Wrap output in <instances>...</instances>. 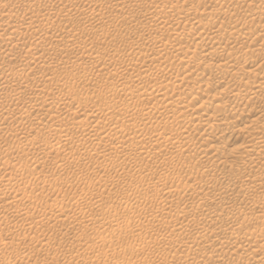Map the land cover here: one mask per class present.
<instances>
[{
  "label": "rangeland",
  "instance_id": "rangeland-1",
  "mask_svg": "<svg viewBox=\"0 0 264 264\" xmlns=\"http://www.w3.org/2000/svg\"><path fill=\"white\" fill-rule=\"evenodd\" d=\"M2 1V2H1ZM0 1V6L2 7H0L1 9H3L4 11H6V10H8V8L9 7H13V2L15 1V0H1ZM4 1V2H3ZM93 1H97L98 3H100V5L98 4V3H96V2H93L94 3V6H95V8L93 7V6H90V7H88V2L86 1V3H84L85 1H82V2H80L79 4H78V6H76V8L73 10V12H71L72 13V16H71V18H72V20H71V22H74V24L73 23H67V20H66V16H64L63 15V17L61 16V14H59V12L57 11V7H55V6H52V8H50L49 9V11H47V10H41L40 8H38V10H39V12H38V14H41V15H38V17H40V18H43V16L45 15V18H51V20L53 19H55V21H53L54 23H56L55 25H56V27H55V31L54 30H52V32H55V33H57V37L55 38V40L56 39H60V41H58V40H56V42H55V40H51L50 41V43L48 42V44H46L45 45V47H44V51H45V48H47V50H48V48H49V50L47 51H45L44 52V55H46L45 56V58L47 59L48 58V62L51 60H55V58H57V59H61L60 61H62V59L64 60V61H62V64L60 65L59 64V66H57V67H53V68H50V70H48V73H50V74H52V75H55V73H54V71L56 72V75H58V76H60L61 77V81H63V82H60V84L61 85H58V87H55V88H53L55 91H57L56 93H58V92H61V90H62V92L64 91V92H66V91H69V90H73L74 89V91H76V90H79V89H81L82 90V88L84 87V89H89L90 91H92L93 92V98L95 97L97 100L98 99H103L102 101H104V100H107V101H109V100H112V98L114 99V100H119V99H124V97L119 93V91H117V90H111V92L109 91V92H104V90L102 89V87H104V85L106 84H110V83H108V82H112V81H114V82H116L117 81V83H119L118 82V80L117 79H113V77H108L107 75H106V77H107V79H106V77L104 76L103 77V75L100 73V72H97V71H94L93 72V74H91L90 72V74L92 75H90L87 71H83L84 69L85 70H87V68L91 65V63L92 64H94V63H107V62H109L110 64H111V66H110V73H114V69H118L119 67L121 68V66L122 67H125L126 65L128 66V67H133L134 65H136V66H140L141 64H143V63H153V64H155V63H157V62H159V60L160 61H165V62H168V63H170V61L171 62H173L174 63V61L175 62H177V61H179V60H181L180 59V57L182 58V60L183 61H179L177 64H179V65H177V71L174 69L173 71H175V72H173V75L172 76H175L176 77V75H177V77H176V79L175 80H173V86H169V89L170 88H173L174 90H175V88H176V90L175 91H177V89L180 87V89H179V91H181L180 93H179V95H181V96H179V97H181V101H185V103L186 102H189V103H191V106H192V108H194V111L192 112V113H194V115L192 114L191 116L190 115H188V117H187V119L185 118L183 121L181 120L180 122H179V125H178V127H177V125L176 124H174V129L176 128H179V130H182V131H187V132H190V133H192V137H193V135H194V137L192 138L191 137V139L189 140L190 142H188V144L190 145V143L192 144V145H188V144H186L184 147H182V148H184L185 149V147H186V150H184V149H182L181 151H179L178 153H177V150L175 149V147H174V145H176L177 143H178V141H177V139L176 138H178V137H174V135H173V137L172 136H167L168 137V139H166L165 137L164 138H161L160 139V141L163 143V146L161 147V150L162 151H159L160 150V148H153V147H151V144H150V142H148L149 144H147V142H146V145H145V147H143L144 146V144L145 143H142V145H138L137 147L140 149H137V147L134 149V150H132L131 152H130V155H129V157L128 156H121L120 158L118 157V158H116L117 156H113V154H112V157H108V156H106V157H108L109 158V160H108V162L109 163H107V167L105 168V170L106 171H100L99 173H97V172H94V168H93V166L95 165L94 164V162L96 161V160H99L98 159V157H100V160H101V157H102V159H104V157L101 155H96L95 153L93 154V151H96V147L95 148H93V149H89V148H91V147H88V148H82V147H80V146H76L75 147V144L73 145V147L76 149H74L73 147H72V145L70 144V145H68L69 147H59V148H61L60 150H59V148L57 147V146H59V145H56V144H53V146L52 145H50V144H48V145H46L45 144V140L46 141H54V139L52 138V135L50 136L49 135V132L50 133H52L53 132V130H50L49 131V129L45 126V124L44 125H42V124H38V127L36 126V125H29L28 124V122L27 121H31L32 122V119H33V116L31 115V117L32 118H26V116H25V113H24V111H23V109H25V106L22 104V103H20V104H18V105H13L12 103H11V106L9 105V107H8V110H10L9 111V113H10V115L9 114H7V112H8V110H7V108H6V111L7 112H5L6 114H4L3 113V116H1L2 114H1V112H0V157H13L14 155H15V158L17 157L18 158V162H20L21 160V166H20V164H19V166L17 167L16 165H11L12 167H14V168H11V169H13L14 171H15V173H16V175L20 178V177H25V179H27L28 180V183H30V184H28L27 183V188L25 187L24 188V190H26L27 189V191H25V192H23V194L25 195H28V196H30V194H31V196H34V194L36 193H39V191H40V193L42 192L44 195H47L48 193H49V187H44V185L42 184V183H40V184H38L37 185V181H34V182H32L34 179H33V176L31 177L30 175H32L33 173H35V172H33V171H36V170H39L40 169V167L42 166V168H45L44 170H46V176L47 177H45V178H48V179H50V178H53V179H56V182H54V188H56V189H58L59 188V190L62 192V194L63 195H65V197H64V200H60L58 203H60V204H58L56 207H57V209H59V208H61V209H67V210H73L74 208H75V204H76V198L77 197H79L78 195H79V193L81 192V188L83 189V187H85V186H87V185H89L90 186V189H93L94 191H96L97 193H99V195L101 194H103L102 196H101V198H103V199H101L98 203H96V205L94 204V206L93 205H91L90 207V209L87 211L88 213L90 212V214H92V213H97V209H98V213H101V212H103L102 213V215L104 214L105 216H106V219L104 218V215L103 216H101V217H103L107 222H108V224H109V227H108V224L106 223V221L104 220V221H102V219L103 218H100L99 217V219H101L100 221L104 224H102L100 221H98V222H100V223H98V225L99 226H96V228H95V230H90V229H88V231L86 232V236H88L87 238H86V241L84 240L85 239V237H82V238H84V239H76V234H78L79 232L81 233V231H82V227H79V225L77 224V220H79L78 218H80V216L82 215L81 213H78V214H81V215H78L77 217H75L74 219H70V220H68V221H65L63 224H61V225H58V226H56L57 228H54L53 230H52V232H47L45 235L46 236H44V238L45 239H49V241H50V243L51 244H54V246L52 247V251L50 252V251H47L46 252V254L44 253V254H42L43 252H34V254L33 253H31V254H29L30 252L26 249V247H25V245H30V243L31 244H33L36 248H39V246H38V244H35L36 243V241H32V242H30L29 243V241H31V240H29V239H25V238H23L24 237V235L25 236H27L28 235V237H31V235H34V234H28L29 232H28V229L27 228H23L22 229V227L21 226H12V225H5V226H3L2 224H0V251H3L4 250V248L8 251V253L9 254H7V259L5 260V261H1L2 263H0V264H43L42 263V259H43V261H45L44 262V264H47V261H48V264H53L54 263V261L56 262L55 264H92V261H93V264H104L103 262H105L106 264H110V262H112V264H114L115 262L117 263V262H119L120 260H125V258H127L128 257V259H129V257H130V259L128 260V261H120L118 264H126V262L128 263V264H130V262H135V261H137V262H135L134 264H138V263H142V264H192L194 261H196V259H195V255L193 254L192 256L193 257H190L189 256V258H188V260H183V262H182V260H179L178 258H177V255H175L174 254V252H169V253H166V254H161L160 253V249H159V252L157 251L158 250V248H156L157 246H161L162 245V247H164V246H168L169 244V246H174L175 244H178V242L179 241H184L185 242V240H187V241H190V239L192 240V238H193V236L195 235L194 233H191V232H193V231H191L190 230V228L189 227H185V229H183L184 228V225H186V223L188 224H190V222H191V220H189V219H192L194 216H197L198 218H200V217H202L203 218V216L201 215V214H199L201 211H200V205H202V208L204 207V205H205V207L204 208H206V207H209L210 205V207L209 208H211V209H217V210H219L218 212H219V214L221 215V218L222 219H219L220 220V222H219V220L216 222V224H212V225H209V227H207V232H206V235H207V233L209 234V231L210 230H212L211 231V233H217V232H219V233H222V231H224V229L226 228V222H229V221H231L232 219L234 220H238L239 219V221H244L245 220V222H247L248 220L246 219L248 216H251L252 215V213L253 214H258V213H260L261 211H262V213H264V210H263V208L264 207H262V206H264V201H262L261 199L263 198V200H264V185H262L264 182V176H262V175H264V167H263V165H264V159H262V160H260V161H254V160H256V159H253V158H255V157H257L256 155H262V153H263V155H264V150H262V149H264V142L262 143L263 144V147L262 146H260L259 147V151H260V148H261V151H263V152H259V151H257V149L255 148L254 150H252L249 154H247V157L248 158H251L252 160H253V163L251 164V162H247V161H241V159L239 158V156L240 155H238V154H236V155H234V153H236L237 151H238V145L241 143V142H244V140L246 141V140H248V136H254V127L256 126L257 128V130L258 129H261L260 128V125H262V127H264L263 125H264V119L262 120V118L261 117H259L258 115H257V111L259 110V112L258 113H260L261 114V112H262V110H263V107H264V100H261V99H259L258 97H256L257 95H254L253 93H251L250 95L248 94V97L246 98V94L247 93H249L248 91H246V90H249L250 89V92H252V91H254L256 88H254V85H256V83L258 84V82H259V84H261V83H263L264 82V71H263V69H264V59L263 60H261V61H259L258 63H257V65H256V67L259 65L260 66V68H258V69H256V73H254V74H246L245 72H244V70L243 71H241L242 73H238V74H234L233 73V71H231V66H228V67H226V68H224L223 66H221V65H223V64H221V62L222 63H224L225 61L224 60H219V59H217V58H211V59H209V57H205V55L203 54V52L201 51V50H198V51H196V50H194L195 48H193V47H195V42L193 41L192 42V39L190 40V39H188V38H181L180 39V35L178 34L182 29H183V31H185V30H187L188 28L189 29H193V28H195V26H197V24H199L198 23V19L199 20H201V21H199L201 24H205V25H209L210 23V25H212L213 26V28H214V30H213V28H210V30L208 31V33L210 32V31H215V28L217 29L216 31L218 32H214L216 35L217 34H219L218 36L220 37L221 36V34H222V40H223V42L225 43L226 42V39H227V44L229 43V45L232 43H235V41H236V39H237V37H238V31H240V30H238V29H241V32H242V30H244V28H242L241 26H243V25H247V26H245V27H247L248 28V26H252V25H254V24H256V22H257V24H259V21H261V20H263L264 21V16H262V18L260 19V17H261V11L262 12H264V10H261V9H264L263 7H264V0H253V2H248L250 5H248V6H246L248 3L247 2H245V1H242V0H240V5L239 4H237V1L238 0H234L235 2H233L232 0H228V1H226V0H222V5H220L221 4V2L219 3V2H217V3H215V2H213V3H211L212 1H210L209 2V0H171V2H172V4H174V5H176L177 4V6L179 5L178 3H181L180 5H181V7L183 6V4H186L185 5V8L184 9H187V7H188V9H192V7H193V9H192V11H194L195 9H197V11H196V17H198V18H196V21H194L195 19L193 18V19H188L189 21H187L186 19L184 20V18L183 17H181L180 16V14H181V12L179 13V12H177V10L173 7V6H171V4L170 3H166L165 1H164V4H163V1H162V3H161V1H158L157 2V5L159 6H161L162 8L163 7H165V5H166V7L165 8H163L164 10H165V12L167 11V13H165L164 11H163V9L161 8V9H159V7L157 6V7H153V6H149V4H147V3H145L147 0H93ZM109 1V2H108ZM144 1V2H143ZM149 1V0H148ZM147 1V2H148ZM187 3H186V2ZM205 1V2H204ZM232 1V2H231ZM255 1V2H254ZM260 1H262L263 3H261ZM121 2V3H120ZM125 2V3H124ZM176 2H178V3H176ZM183 2V3H182ZM210 3V5L208 4V6H207V3ZM223 2L224 3H226L225 5L223 4ZM227 2H229V3H227ZM231 2V3H230ZM239 2V1H238ZM241 2H244L246 5H244V3L243 4H241ZM110 3V4H109ZM114 3V4H113ZM140 3V4H139ZM161 3V4H160ZM166 3V4H165ZM201 3V4H200ZM3 4V5H2ZM97 4H98V6H97ZM117 4V5H116ZM129 4H131V5H129ZM142 4V5H141ZM203 4V5H202ZM213 4V5H212ZM227 4H228V6H227ZM232 4H234V6L232 5ZM258 5V9H257V5ZM263 4V5H262ZM80 5V6H79ZM102 5V6H101ZM124 5V6H123ZM129 5V6H128ZM141 5V6H140ZM188 5V6H187ZM215 5V6H214ZM237 5V6H236ZM18 7H19V5H17ZM21 6V5H20ZM115 6V7H114ZM120 6V7H119ZM176 6V7H177ZM187 6V7H186ZM190 6H191V8H190ZM200 6V8H198ZM204 6V7H203ZM207 8H206V7ZM223 6V7H222ZM225 6H226V8H225ZM4 7H6V8H4ZM21 7H23V9L21 8ZM21 7H19L20 8V10L19 9H16L15 8V10H19V11H17L16 13H13V15L15 14L16 15V17H15V15L12 17V19H20V18H22V15H23V10H24V6H21ZM55 7V8H54ZM79 7V8H78ZM102 7V8H101ZM150 7H152V8H150ZM172 7V8H171ZM180 7V6H179ZM194 7H195V9H194ZM202 7V8H201ZM218 7H219V9H220V7L222 8L221 10L223 11H221V10H219L218 9ZM228 7L230 8V11L233 13L234 11H237L236 13L234 12V14L235 15H233L230 11H228L227 9H228ZM233 8V10L234 9H236V8H238L239 7V9H237V10H234V11H232L231 9ZM235 7V8H234ZM54 8V9H53ZM78 8V9H77ZM100 8V9H99ZM118 8V9H117ZM175 10H174V9ZM209 8V9H208ZM245 8H246V10L247 9H249V8H251V9H249V10H247L246 12H244V10H245ZM90 9V10H89ZM94 9V10H93ZM125 9V10H124ZM131 9V10H130ZM154 11H153V10ZM156 9V10H155ZM158 9V10H157ZM170 11H169V10ZM172 9H173V11H172ZM200 9H201V11H200ZM204 9H205V11H204ZM210 9H212V10H210ZM22 10V11H21ZM79 10V11H78ZM85 10H87L88 12H86ZM93 10V12L95 11V12H99V11H101V12H106V13H108L107 15L109 16V17H107V22L105 21V19L106 18H104L102 21L100 20V19H98L99 20V23H98V20L96 19H94V18H92V16H91V18H90V20L88 19V21L87 20H85V19H87V18H84L85 17V15L84 14H86V13H89L90 11H92ZM110 12H108V11ZM133 10V11H132ZM159 10H160V12H159ZM202 10H203V13H202ZM220 11L219 13H218V11ZM239 10L241 11L240 13H239ZM243 10V11H242ZM256 10V11H255ZM44 11V12H43ZM47 11V12H46ZM57 11V12H56ZM123 11V12H122ZM149 11V12H148ZM153 11V12H152ZM158 11V12H157ZM161 11H162V13H161ZM198 11H200V12H198ZM210 13V15H212V16H214L215 15V13L213 12V11H215L216 12V15H218V14H220V15H222V16H220L219 17V19L218 20H214L213 18L211 19L210 17V15H209V13ZM224 11H226L225 13H226V15L225 14H221V12L222 13H224ZM229 12V14H228V12ZM251 11H252V13H254V14H252L251 13ZM254 11V12H253ZM260 11V12H259ZM18 12H20V13H18ZM56 12V13H55ZM74 12H76V13H74ZM94 12V13H95ZM150 12L152 13L151 15H156L157 13V15L159 16H165L164 14H169L168 16H165L164 18L163 17H158V19H156L155 20V17H154V15H153V17L150 15ZM157 12V13H156ZM173 12H174V14L176 15H174L173 14ZM176 12H177V14H176ZM245 13L244 15H243V13ZM42 13H44V15L42 14ZM52 13V14H51ZM78 13V14H77ZM84 13V14H83ZM100 13V12H99ZM119 13V14H118ZM123 13V14H122ZM128 13V14H127ZM164 13V14H163ZM172 13V14H171ZM179 13V14H178ZM200 13L202 14V15H200ZM205 13V14H204ZM206 13H208L207 15H208V17H206L205 18V16H206ZM239 13V14H238ZM246 13H249L248 14V17H246L245 15H246ZM257 13H259V15L257 14ZM81 14V15H80ZM110 14V15H109ZM113 14V15H112ZM132 14H134V15H132ZM144 14H146V15H144ZM231 14H232V17H231ZM236 14H238L237 16H236ZM252 14V15H251ZM256 14L258 15L257 17H256V21L254 20V16H256ZM128 15V16H127ZM130 15V16H129ZM149 15L151 16V17H149ZM172 15H174V17L172 16ZM198 15V16H197ZM215 15V16H216ZM225 17H224V16ZM242 15V16H241ZM264 15V14H263ZM57 16H58V18H57ZM204 18H203V17ZM239 16V17H238ZM250 16V17H249ZM260 16V17H259ZM127 17V18H126ZM146 19H145V18ZM223 17V18H222ZM61 18H63V19H61ZM83 18V19H82ZM115 18H117V19H115ZM121 18V19H120ZM126 18V19H125ZM153 19V20H151V19ZM168 18V19H167ZM176 18V19H175ZM208 18V19H207ZM236 18V19H235ZM240 18V19H239ZM242 18V19H241ZM244 18V19H243ZM60 19V20H59ZM76 19V20H75ZM112 19H113V21H112ZM122 19H124L123 21H122ZM130 19V20H129ZM160 19V20H159ZM169 20V21H167V20ZM170 19H172L171 21L172 22H176V21H178V19H179V21H180V23H182L181 25H180V23H179V21L177 22V25L175 24V26L174 25H171V21H170ZM181 19V20H180ZM223 19H224V21H223ZM230 19V20H229ZM253 20V21H251V20ZM260 19V20H259ZM64 20V21H63ZM75 20V21H74ZM81 20V21H80ZM85 20V21H84ZM161 20H164L165 21V23H164V21H162L161 22ZM206 20H208V21H206ZM213 20V21H212ZM221 20V21H220ZM226 20V21H225ZM232 20V21H231ZM235 20L237 21V22H235ZM239 20V21H238ZM252 22H250V21ZM93 21H96V22H93ZM110 21V22H109ZM127 21V22H126ZM153 21L155 22V24L153 25L152 23H153ZM182 21V22H181ZM185 21H187V22H185ZM193 21V22H192ZM223 21V22H222ZM231 21V22H233V23H229V22ZM2 22H7V21H2ZM84 22V23H83ZM146 22V23H145ZM157 22H158V24H157ZM164 25V27L162 26V28H160V32L158 31V27H160V24L161 23ZM187 23L186 25H184L185 23ZM191 22H192V24H191ZM196 22H197V24H196ZM209 22V23H208ZM212 22H214V23H212ZM227 22V23H226ZM254 22V23H253ZM93 23V24H92ZM98 23V24H97ZM150 23L152 24L150 27H152V28H150L149 27V25H150ZM167 23H169V25H170V27L171 28H168L169 27V25L167 24ZM190 23V24H189ZM193 23H195V24H193ZM225 23V24H224ZM240 23V24H239ZM69 24V25H68ZM73 24V25H72ZM77 24V25H76ZM100 24H102V25H100ZM136 24V25H135ZM166 24H167V26H166ZM231 24H232V26L234 27V28H232V29H236V28H238L237 30L238 31H234V32H236V33H233L232 31V29H229V27L231 28L232 26H231ZM249 24H251V25H249ZM82 25V26H81ZM94 25V26H93ZM98 25V26H97ZM109 25V26H108ZM144 25V26H143ZM157 25H159V26H157ZM188 25V26H187ZM195 25V26H194ZM223 25V26H222ZM230 25V26H229ZM93 26V27H92ZM99 26H102V27H99ZM106 26V27H105ZM112 26V27H111ZM134 26V27H133ZM156 26L157 28H155L154 29V27ZM190 26V27H189ZM221 26V27H220ZM229 26V27H228ZM236 26V27H235ZM62 27V28H61ZM83 27V28H82ZM165 27H167V28H165ZM177 27V28H176ZM178 27H180V28H178ZM182 27H184V28H182ZM227 27V28H226ZM240 27V28H239ZM244 27V26H243ZM73 28V29H72ZM77 28H79V29H77ZM88 28V29H87ZM102 30H101V29ZM108 28V29H107ZM141 28H143V29H141ZM146 28V29H145ZM148 28H149V30L151 29V30H153V32H149V30H148ZM165 28V29H164ZM187 28V29H186ZM224 30H223V29ZM66 29V30H65ZM157 29V30H156ZM167 29H169V31H171V32H169ZM177 29H179V30H177ZM185 29V30H184ZM188 29V30H189ZM58 30H60V31H58ZM64 30V31H63ZM73 30V31H72ZM79 30V31H78ZM83 30V31H82ZM104 30V31H103ZM144 30V31H143ZM154 30H155V32H154ZM166 30H167V32H166ZM230 30V32H228V31ZM232 30V31H231ZM99 31L101 32V33H99ZM106 31H107V33H106ZM109 31V32H108ZM139 31H140V33H139ZM164 33H163V32ZM206 31H207V28H206ZM67 32V33H66ZM142 32V33H141ZM156 32L158 33V34H156ZM172 32H174V33H172ZM178 32V33H177ZM182 32V31H181ZM224 32H226V33H224ZM104 33H105V35H104ZM146 33V34H145ZM161 33H163L162 34V36L163 37H160L159 35H161ZM207 33V35L208 36H210V34H208ZM229 33V34H228ZM79 34V35H78ZM91 36H90V35ZM108 34V35H107ZM111 34V35H110ZM140 34H142L141 36H140ZM166 36H165V35ZM181 34V33H180ZM224 34H226V35H224ZM230 34H231V36H230ZM235 34V37L233 36ZM70 35V36H69ZM78 35V36H77ZM83 35V36H82ZM101 35V36H100ZM149 35V36H148ZM159 36L158 38H156V36ZM172 35V36H171ZM178 35V36H177ZM198 35V37H199V39H196V37L194 38V40L197 42V41H202L203 43L205 42H207L208 40H207V35L205 36V33H200V34H197ZM230 36V38H229V36ZM236 35H237V37H236ZM93 36V37H92ZM110 36V37H109ZM174 36V37H173ZM226 36V38H224ZM69 37V38H68ZM72 37V38H71ZM105 37V38H104ZM143 37V38H142ZM164 37H167V38H164ZM175 37H177V38H175ZM179 37V38H178ZM203 37V38H202ZM205 37V38H204ZM232 37V38H231ZM77 40H76V39ZM82 38V39H81ZM88 38V39H87ZM98 38V39H97ZM99 38H100V40H99ZM107 38V39H106ZM110 38V39H109ZM149 38V40H147V39ZM152 38H153V40H152ZM154 38H156V39H154ZM201 38V39H200ZM140 39V40H139ZM143 39V40H142ZM157 39H159V41L157 40ZM162 39V40H161ZM166 41H164V40ZM170 39V40H169ZM173 39V40H172ZM177 39H178V41H177ZM185 39H187V40H185ZM206 39V40H205ZM225 39V40H224ZM65 40V41H64ZM80 40V41H79ZM88 40V41H87ZM95 40V41H94ZM153 42H152V41ZM157 40V41H156ZM176 40V41H175ZM182 40H184V41H182ZM230 40H232V41H230ZM26 41L28 42V40L26 39ZM71 41V42H70ZM84 41V42H83ZM147 41H150V42H148V44H149V46H148V44H147ZM155 41H156V43H155ZM169 41H171V42H169ZM181 41V42H180ZM59 42H60V45H59ZM73 42H74V44H73ZM76 42H77V44L79 45V47L76 45ZM91 42V43H90ZM99 42V43H98ZM132 42V43H131ZM135 42V43H134ZM164 44H166V45H164ZM172 42H179V44H181L182 42V44H181V47H182V49L183 50H185V51H189V52H187V55L185 56V54L186 53H183V52H181L182 50H180V51H178V50H175L174 49V51H173V49L171 48V43ZM186 42V43H185ZM80 43V44H79ZM86 43H88V44H86ZM142 44V45H140V44ZM152 43V44H151ZM154 43H155V45H154ZM162 45L164 48H166V49H164V50H162L163 49V47L161 48V47H159V46H157V45ZM188 43V44H187ZM250 43V42H249ZM258 43H260L259 41L257 42V46L259 45L260 46V44H258ZM62 44H65V45H62ZM68 44V45H67ZM71 44V45H70ZM86 44V45H85ZM130 46L131 44V48L128 46V45ZM135 44V45H134ZM137 44H139V46L137 45ZM157 44V45H156ZM192 44V45H191ZM231 44V45H232ZM49 45H51V46H54L55 48L53 49L52 48V50L50 49L51 47L49 46ZM59 45V46H58ZM76 45V46H75ZM113 47H112V46ZM147 45V46H146ZM151 45V46H150ZM168 45V46H167ZM170 45V46H169ZM184 45H187V47H190V49L189 48H186ZM190 45V46H189ZM222 45H224V44H222ZM49 46V47H48ZM57 46V47H56ZM62 46H63V49H70L71 48V46H72V48H73V46H74V48L73 49H76L77 48V50L76 51H78V52H76V53H74L73 54V56L75 55V57L76 58H78V57H80L81 55H80V53H82V52H80V51H84V50H88V49H93L94 50V52L91 54V57L89 56H81L80 58H78V59H76L75 57H70V58H68V56H66V54H65V52H63V51H61L62 50ZM67 46V47H66ZM70 46V47H69ZM116 46V47H115ZM137 46V47H139V48H135V47ZM140 46H142V48L140 47ZM152 46H154L153 48H152ZM156 46V47H155ZM166 46V47H165ZM193 46V47H192ZM18 48H14V50L15 51H17V53H23L24 52V50L26 49V47L24 46V45H22V44H20V45H18L17 46ZM65 47V48H64ZM119 47V48H118ZM129 47V48H128ZM152 49H151V48ZM160 48L159 50H158V48ZM169 49H168V48ZM192 47V48H191ZM58 50H57V49ZM61 48V49H60ZM85 48V49H84ZM133 48V49H132ZM135 48V49H134ZM185 48V49H184ZM251 48H253L252 46H251ZM81 49V50H80ZM100 49V50H99ZM112 49V50H111ZM124 49V50H123ZM140 49V50H139ZM144 49V50H143ZM147 49V50H146ZM154 49V50H153ZM155 49H157V50H155ZM172 49V50H171ZM23 50V51H22ZM56 50V51H55ZM110 50V51H109ZM115 50H116V52H115ZM162 50V51H161ZM171 50V51H170ZM246 50V49H245ZM245 50H243L242 51V49L240 50L239 49V53L240 54H238V58H236V61H235V63L234 64H236L238 61L240 62V60H241V62H242V60H244L245 58H249V57H251V53H250V51H248V49L245 51ZM118 51V52H117ZM168 51V52H167ZM184 51V52H185ZM196 51V52H195ZM200 51V52H199ZM241 51H242V53H241ZM245 51V52H244ZM48 52V53H47ZM80 52V53H79ZM99 52V53H98ZM125 52V53H124ZM141 54H140V53ZM158 52V53H157ZM178 52V53H177ZM21 53V54H22ZM40 53H42V51L40 52ZM51 54V55H48V54ZM118 53V54H117ZM123 53V54H122ZM136 53V54H135ZM146 53V54H145ZM156 53V54H155ZM162 53V54H161ZM172 53V54H171ZM176 53V54H175ZM182 53V54H181ZM250 53V55H247V54H249ZM56 54V55H55ZM96 54V55H95ZM99 54V55H98ZM113 54V55H112ZM115 54V55H114ZM120 54V55H119ZM122 54V55H121ZM149 54V55H148ZM165 54V55H164ZM179 55V59L176 57V56H178ZM246 54V55H245ZM61 55V56H60ZM106 55V56H105ZM110 55V56H109ZM143 55V56H142ZM153 55V56H152ZM160 56V58L159 59H157V60H155L154 58H156L157 56ZM168 55V56H167ZM181 55V56H180ZM184 55V56H183ZM243 55V56H242ZM246 57H245V56ZM72 56V55H71ZM93 56H95V57H93ZM109 56V57H108ZM190 56V57H189ZM240 56H241V58H240ZM51 59H50V58ZM53 57V58H52ZM55 57V58H54ZM84 57V58H83ZM167 59H166V58ZM169 57H171L170 59H169ZM199 57V58H198ZM205 58V59H201V58ZM83 60H82V59ZM98 58V59H97ZM108 58V59H107ZM110 58V59H109ZM144 58V59H143ZM191 59L190 61H186V59L187 60H189V59ZM197 58V59H196ZM96 59V60H95ZM100 59V60H99ZM113 59V60H112ZM155 61H154V60ZM175 59V60H174ZM177 59V60H176ZM250 59V58H249ZM73 60V61H72ZM78 60V61H77ZM87 60V61H86ZM129 60V61H128ZM142 60V61H141ZM173 60V61H172ZM195 60V61H194ZM206 60V61H205ZM258 60H259V58H258ZM1 61V60H0ZM68 61H69V63H68ZM80 61H82V62H80ZM89 61H90V63H89ZM114 61H116V63L114 62ZM132 63H131V62ZM154 61V62H153ZM184 61H186V62H184ZM199 61H203V62H205V63H203V62H201V70H194V71H192V73H190V74H192V75H186L185 73L186 72H184L185 70H182V72H181V69H183L182 68V63L184 64V66H186V64H191V62L193 63V64H195L196 62H199ZM263 61V62H262ZM76 62V63H75ZM78 62H80L79 64H78ZM189 62V63H188ZM262 62V63H261ZM81 63H82V67L84 68V64H85V67L86 68H82L81 67ZM115 63V64H114ZM128 63V64H127ZM200 63V62H199ZM203 63V64H202ZM1 64H2V62H1ZM71 64V65H70ZM88 66H87V65ZM138 64V65H137ZM205 64V65H204ZM208 64V65H207ZM211 64H213V65H211ZM220 66H218V65ZM221 64V65H220ZM241 64H243V62L242 63H240V65ZM3 65H6V68L9 66V67H13V68H16L15 66V64L14 63H12V62H5V63H3ZM15 65V66H14ZM67 65V66H66ZM69 65V66H68ZM78 65H79V68H78ZM216 65L219 67V68H221V69H223L224 68V70H222L223 72H225V69H226V71L227 72H225V73H222V72H220V76H218L219 75V73L217 74L216 72H218V70L216 69L217 67H216ZM263 65V66H262ZM62 66V67H61ZM75 66V67H74ZM183 66V67H184ZM203 66V67H202ZM245 66H246V68H249V65H244V69H245ZM10 68V69H13V68ZM65 67V68H64ZM210 67H212V68H210ZM230 67V68H229ZM63 68V69H62ZM73 68V69H72ZM77 68V69H76ZM114 68V69H113ZM176 68V67H175ZM218 68V69H219ZM53 69V70H52ZM83 69V70H82ZM134 69H135V66H134ZM227 69H229V72H228V70ZM70 70L72 71V72H70ZM75 70V71H74ZM179 70V71H178ZM259 70V71H258ZM65 71V72H64ZM79 73H78V72ZM195 71H197V72H195ZM202 71V72H201ZM86 73V75H85V73ZM130 72V73H129ZM129 72L127 73H125L126 75V77L124 78V79H122L121 81H123L124 80V84H126V85H128V81H129V79H130V81H129V84H130V82H132V80H135V78H137V77H141L140 79L146 84V85H150V84H152L153 82V79H154V77H155V74H157V73H154V75H153V73H141V74H137V71L136 70H129ZM180 72H181V74H180ZM195 72V73H194ZM244 72V73H243ZM26 73V74H25ZM24 73V77H26L25 75H27L28 73H27V71ZM60 73V74H59ZM65 73V74H64ZM84 73V74H83ZM174 73H175V75H174ZM211 73V74H210ZM222 73V74H221ZM49 74V75H50ZM74 76H76L77 75V79L79 80V79H81V80H77L75 77V79L73 80V75ZM133 74H135V75H133ZM152 74V75H151ZM179 74V75H178ZM216 74V75H215ZM243 74V75H242ZM246 75V77H244L245 75ZM257 74V75H256ZM69 75V76H68ZM71 75V76H70ZM83 75H85V76H83ZM134 77H133V76ZM185 75H186V77H185ZM250 75V76H249ZM256 75V76H255ZM258 75H261V76H258ZM48 76V75H47ZM64 76V77H63ZM79 76V77H78ZM153 76V77H152ZM189 76V77H188ZM215 76V77H214ZM28 77H30V76H28ZM46 77V76H45ZM69 77V78H68ZM102 77V78H101ZM128 77V78H127ZM151 77V78H150ZM180 77H181V80H179L180 79ZM184 77L186 78L185 79V81H184ZM43 78H44V76H43ZM41 79L40 81H38V83L41 85V86H39V84H38V88H41V87H44V84L46 83V82H43V80L44 79ZM85 78V79H84ZM93 78V79H92ZM127 78V79H126ZM190 78V79H189ZM195 78V79H194ZM211 80H210V79ZM213 78H215V79H213ZM250 79V80H247V79ZM65 79V80H64ZM84 79V80H83ZM90 79V80H89ZM92 79V80H91ZM99 79V80H98ZM194 79V80H193ZM220 79V80H219ZM222 79V80H221ZM256 79V80H255ZM259 79V80H258ZM261 79H262V81H261ZM152 80V81H151ZM179 80V81H178ZM189 80V81H188ZM217 80V81H216ZM219 80V81H218ZM238 80V81H237ZM240 80V81H239ZM241 80H243V81H241ZM253 80V81H252ZM45 81V80H44ZM69 81V82H68ZM75 81V82H74ZM81 81V82H80ZM84 81V82H83ZM87 83H86V82ZM150 83H149V82ZM177 81V82H176ZM185 82V83H181V82ZM194 81H199V83L201 84L202 83V85H200L198 82H197V86H195L194 85V87L192 88L193 90L192 91H189L188 92V90H187V85L190 87L191 86V84H193L194 83ZM201 81V82H200ZM205 81V82H204ZM213 83H212V82ZM215 81V82H214ZM221 81V82H220ZM247 81H249V82H247ZM261 81V82H260ZM67 82V83H66ZM71 82H73V83H71ZM77 82V83H76ZM175 82V83H174ZM193 82V83H192ZM219 82V83H218ZM13 83H15V82H13ZM12 83V84H13ZM65 83V84H64ZM86 83V84H85ZM93 83V84H92ZM113 83V82H112ZM111 83V84H112ZM180 83V84H179ZM206 85H205V84ZM209 83V84H208ZM84 84V85H83ZM102 84V85H101ZM174 84H176V86L174 85ZM182 84V85H181ZM185 84V85H184ZM199 84V85H198ZM204 84V85H203ZM221 84V85H220ZM237 84V85H236ZM258 84V85H259ZM14 86H12L10 89L11 90H9L10 92L12 91H14L15 92V90L14 89H16V90H24V89H28L29 87H25L24 85H15V84H13ZM62 85H64V86H62ZM181 85V86H180ZM20 86V87H19ZM24 86V87H23ZM100 86V87H99ZM183 86H185V87H183ZM202 86V87H201ZM215 86V87H214ZM218 86V87H217ZM238 86V87H237ZM15 87H17V88H15ZM71 87V88H70ZM80 87V88H79ZM95 87V88H94ZM182 87V88H181ZM201 87V88H200ZM207 87V88H206ZM210 87V88H209ZM226 89H225V88ZM233 87H234V90H233ZM243 87V88H242ZM254 88V90H253V88ZM246 88V89H245ZM57 89H59V90H57ZM101 89V90H100ZM168 89V90H169ZM181 89H183V90H181ZM198 89V90H197ZM224 91H223V90ZM243 89V90H242ZM252 89V90H251ZM6 90V89H5ZM7 90V91H8ZM29 90H31L30 88L28 89V91ZM96 90V91H95ZM164 90L165 92H166V96H168V94H172V91H174V90ZM185 90H187V91H185ZM228 92H227V91ZM8 91V92H9ZM114 91V92H113ZM116 91V92H115ZM8 92H2L3 94V96L0 94V96L1 97H3V99H1V97H0V102H2V100L4 101V99H5V97L7 98L6 100H8L9 99V95L11 96L12 94L10 93L9 95H8ZM95 92V93H94ZM163 92V91H162ZM164 92V93H165ZM192 92V93H191ZM216 92V93H215ZM219 92V93H218ZM226 92H227V94H226ZM240 92V93H239ZM247 92V93H246ZM6 93V94H5ZM102 93V94H101ZM106 93V94H105ZM168 93V94H167ZM190 95H189V94ZM220 93H222V94H220ZM225 93V94H224ZM233 93V94H232ZM238 93H239V95H238ZM243 93V94H242ZM244 93H246V94H244ZM95 94V95H94ZM108 94V95H107ZM113 94V95H112ZM184 94V95H183ZM193 94V95H192ZM236 94V95H235ZM254 96H253V95ZM6 95V96H5ZM169 95V96H170ZM173 95V94H172ZM187 95V96H186ZM224 95V96H223ZM231 95H234L233 96V98H232V96ZM240 95H242V97L240 98ZM245 95V96H244ZM114 96H115V98H114ZM162 95H159L158 97H156V98H159V97H161ZM183 96V97H182ZM194 96V97H193ZM196 96V97H195ZM237 96L240 98H237ZM244 96V97H243ZM251 96H253L251 99H250V97ZM39 97V96H38ZM36 98L35 99V101L33 100L32 102H35V103H38L39 101H40V99L39 98ZM98 97V98H97ZM104 97H105V99H104ZM121 97V98H120ZM173 97H176V96H173ZM215 97V98H214ZM223 97H224V99H223ZM225 97H227V98H225ZM255 97V98H254ZM92 98V100L91 101H84V100H80V105H78L79 103H75V104H72V108H74L75 109V107L76 106H79V108L81 107H89L90 105H93L94 104V102L95 101H93V100H96L95 98L93 99ZM193 98H195V99H193ZM234 98H235V100H234ZM243 98V99H242ZM246 98V99H245ZM258 98V99H257ZM39 99V100H38ZM135 99V97H132V100H134ZM180 99V98H179ZM185 99V100H184ZM233 99V100H232ZM253 99V100H252ZM38 100V101H37ZM96 100V101H97ZM129 100V99H128ZM128 100H125V101H128ZM193 100V101H192ZM205 100V101H204ZM231 100V101H230ZM239 100V101H238ZM255 100V101H254ZM261 100V101H260ZM198 101H200V102H198ZM235 101H236V103L237 104H235ZM41 102V101H40ZM40 102H39V104H40ZM201 102H203V104H204V106H202L203 104L201 103ZM87 103V104H86ZM92 103V104H91ZM182 103H184V102H182ZM200 103V104H199ZM227 103H229V104H227ZM242 103V104H241ZM263 103V104H262ZM195 104V105H194ZM216 104H218V105H216ZM221 106H220V105ZM234 104V105H233ZM246 104V105H245ZM262 104V106H261V108L259 107V105H261ZM12 105H13V107H12ZM224 105V106H223ZM230 105V106H229ZM245 105V106H244ZM194 106V107H193ZM232 106V107H231ZM11 107V108H10ZM17 107V108H16ZM20 107V108H19ZM197 107V108H196ZM231 107V108H230ZM15 108V109H14ZM22 108V109H21ZM54 108V107H53ZM51 109L50 111H51V113L55 110V108L54 109ZM77 108V107H76ZM19 109V110H18ZM161 109V112H160V110H159V112H157V113H155L156 115V119L155 118H153V119H151V120H145L144 122H146L145 123V125L146 126H148V127H151L150 129H147L148 131L147 132H151V130H153V127L152 126H150V124L151 125H153V126H156V124H154V122H155V120H158V122H163V120L165 119L164 118V116H166L167 114H170V112H166V111H164V109H162V108H160ZM200 109H201V111H200ZM228 109V110H227ZM231 109V110H230ZM12 110V111H11ZM203 110H205V112L203 111ZM220 110V111H219ZM21 111V112H20ZM217 111V112H216ZM235 111V113H232V112H234ZM256 111V112H255ZM261 111V112H260ZM13 112V113H12ZM19 112V113H18ZM164 114H163V113ZM196 112V113H195ZM198 112V113H197ZM204 112V113H203ZM22 113V114H21ZM158 113H159V116H162L161 118L158 116ZM161 113V114H160ZM165 113H166V115H165ZM223 113V114H222ZM228 113V114H227ZM239 113H240V115H239ZM14 114V115H13ZM24 114V115H23ZM199 114V117L201 118V120L199 121L200 122V125L198 126V125H194L195 124V122H196V124H198V119L197 118H199V117H197V115ZM203 114V115H202ZM227 114V115H226ZM5 115H7V117L5 116ZM16 115V116H15ZM24 117H23V116ZM195 115H196V117H195ZM202 115V116H201ZM208 115H210L211 116V118H208V117H210V116H208ZM218 115V116H217ZM5 116V119L3 118ZM10 118H9V117ZM12 116V117H11ZM158 116V117H157ZM189 116H190V118H189ZM194 116V117H193ZM243 116V117H242ZM256 116V117H255ZM14 117V118H13ZM119 117V118H118ZM116 116V118L117 119H115V123L117 122V123H119L118 125H120V124H125L126 123V121H125V119H121L120 118V116ZM259 117V118H258ZM7 118H8V120H7ZM162 118H164V119H162ZM4 119V120H3ZM11 119H13V120H11ZM18 119V120H17ZM30 119V120H29ZM161 119V120H160ZM202 119H204L203 120V122H205V123H203V122H201L202 121ZM223 119V120H222ZM122 120H124L125 122H123ZM154 122H153V121ZM191 120V121H190ZM218 120V121H217ZM257 120V121H256ZM4 121V122H3ZM14 121V122H13ZM16 121V122H15ZM147 121H148V124H147ZM186 121V122H185ZM190 121V122H189ZM212 121V122H211ZM223 121V122H222ZM226 121V122H225ZM230 121V122H229ZM252 121H254V122H252ZM263 123H262V122ZM1 122H2V124H1ZM25 122V123H24ZM123 122V123H122ZM157 122V121H156ZM155 122V123H156ZM211 122V123H210ZM213 122H214V124H213ZM222 122V123H221ZM232 122V123H231ZM45 123V122H44ZM182 123V124H181ZM185 123V124H184ZM210 123V124H209ZM227 125V124H229V125H225V124ZM255 123V124H254ZM15 124V125H14ZM188 124V125H187ZM191 124V125H190ZM202 124V125H201ZM204 124V125H203ZM225 126V127H228L227 129H229V130H227V129H225V130H223V132H224V134H223V132H220L219 130H221V129H224L225 127L223 126V125ZM248 124V125H247ZM250 124H252V125H250ZM257 124V125H256ZM23 125H25V127H27V128H25V129H22L21 127H23ZM27 125V126H26ZM185 125L187 126V127H185ZM209 125V126H208ZM210 125H214V129H215V127H217L218 126V128L220 127V129L219 130H211L210 129ZM247 125V126H246ZM35 126V127H34ZM43 126V127H42ZM180 126V127H179ZM184 126V127H183ZM191 126V131H189L190 129H189V127ZM194 127V129H193V127ZM195 126H196V128H195ZM203 126V127H202ZM230 126V127H229ZM243 126H246V127H243ZM253 126V127H252ZM5 127V128H4ZM141 127V126H140ZM183 127V128H182ZM239 127V128H238ZM259 127V128H258ZM13 128H14V130H13ZM35 128V129H34ZM42 128V129H41ZM54 128H56V127H54ZM184 128H186V129H184ZM188 128V129H187ZM233 128V129H232ZM235 128V129H234ZM240 128H244V129H242L243 131H245L244 133L243 132H240ZM253 128V129H252ZM8 129V130H7ZM22 131H21V130ZM200 129V130H199ZM3 130V131H2ZM4 130H6V134H5V131ZM16 130H18L17 132H16ZM71 130V129H70ZM70 130H68L69 132H70ZM77 129H72L71 130V132L69 133V135L71 136H75L76 135V133L78 132V131H76ZM178 130V129H177ZM202 130V131H201ZM250 130V131H249ZM39 131V132H38ZM210 131V132H209ZM235 131V132H234ZM249 131V132H248ZM261 131V130H260ZM31 132V133H30ZM36 132V133H35ZM206 132V133H205ZM3 133V134H2ZM39 135H38V134ZM195 133V134H194ZM210 133V134H209ZM249 133V134H248ZM8 134V135H7ZM13 134H15V135H13ZM18 134V135H17ZM37 134V135H36ZM75 134V135H74ZM244 134V135H243ZM250 134H252V135H250ZM17 135V136H16ZM31 135V136H30ZM206 135V136H205ZM238 135V136H237ZM21 136V137H20ZM26 136V137H25ZM29 136V137H28ZM33 136H34V138H33ZM37 136V137H36ZM49 136V137H48ZM221 136V137H220ZM233 136V137H232ZM247 136V137H246ZM17 137V138H16ZM20 137V138H19ZM23 137V138H22ZM170 137H172L171 138V140L169 139ZM200 137V138H199ZM229 137H230V139H229ZM239 137V138H238ZM15 138V139H14ZM32 138V139H31ZM174 138H175V141L177 142V143H175L174 142ZM228 138V139H227ZM23 140V142H22V140ZM34 139V140H33ZM36 139H37V141H36ZM45 139V140H44ZM52 139V140H51ZM173 139V140H172ZM195 141H194V140ZM6 140V141H5ZM179 141H183L184 139H181L180 137H179V139H178ZM192 140V141H191ZM12 141V142H11ZM14 141V142H13ZM19 142V144H18V142ZM43 141V142H42ZM146 141H152V140H146ZM165 141V142H164ZM170 142V141H173V143H174V145H171L170 143H168V142ZM197 141V142H196ZM26 142H35V144L33 143V146H35L36 147V149L34 150L33 148H29V146H28V144L26 143ZM40 142H41V144H40ZM167 142V144L166 145H168V147L170 148H167V146L165 147V143ZM25 143H26V145H25ZM194 143V144H193ZM218 143V144H217ZM8 144V145H7ZM215 144H217V148H216V145ZM17 145V146H16ZM172 146V147H170V146ZM196 145V146H195ZM211 145H213V146H211ZM215 145V146H214ZM220 147H219V146ZM24 146V147H23ZM142 146V147H141ZM149 146L151 147V148H149ZM189 146V147H188ZM211 146V147H210ZM28 147V148H27ZM195 147H197V148H195ZM15 148V149H14ZM40 148V149H39ZM52 148H54L53 150L56 152L57 150H58V152H60L61 153V155L63 154V156H65V157H68V161L67 162H65V164H64V166L63 167H57V168H55V167H53L51 164H50V157L52 156V154H54L55 152H53V150H51ZM146 148H147V150H151V151H147L146 150ZM166 150H165V149ZM173 148V149H172ZM199 148V149H198ZM209 148V149H208ZM258 148V147H257ZM27 149V150H26ZM30 149V150H29ZM64 149H66V150H64ZM88 150V151H90V153H92V156H91V154L89 155V154H87V151L86 150ZM95 149V150H94ZM137 149V150H136ZM142 149H145V150H142ZM152 149H155V150H152ZM172 149V150H171ZM175 149V150H174ZM190 149H191V151H190ZM214 149H217L218 150V152H214L215 150ZM42 150H44L43 152H40V151H42ZM49 150H51V151H49ZM80 150V151H79ZM142 150V151H141ZM174 150V151H173ZM189 150V151H188ZM221 150V151H220ZM35 151V152H34ZM39 151V152H38ZM46 151V152H45ZM75 151V152H74ZM141 151V152H140ZM154 151V152H153ZM175 151H176V153H175ZM206 151H208V152H206ZM210 151V152H209ZM220 151V152H219ZM18 152V153H17ZM38 152V153H37ZM77 152V153H76ZM137 152V153H136ZM139 152L142 154H139ZM142 152H145V153H142ZM165 152V153H164ZM171 152V153H170ZM183 152V153H182ZM256 152H257V154H256ZM10 153V154H9ZM33 153H34V155H33ZM43 153V154H42ZM131 153H134V154H132L131 155ZM185 153V154H184ZM203 153V154H202ZM215 153V154H214ZM218 153V154H217ZM261 153V154H260ZM8 154V155H7ZM13 156H12V155ZM38 156H37V155ZM84 154V155H83ZM139 154V155H138ZM158 154V155H157ZM182 154V155H181ZM193 154V156H191ZM214 154V155H213ZM251 154V155H250ZM10 155V156H9ZM96 155V156H95ZM145 155V156H144ZM176 155V156H175ZM187 155V156H186ZM196 155V156H195ZM205 155V156H204ZM213 155V156H212ZM238 155V156H237ZM250 155V156H249ZM262 155V157L264 158V156ZM47 156H49V157H47ZM75 156V157H74ZM82 156V157H81ZM98 156V157H97ZM131 156H132V158H131ZM134 156V157H133ZM152 156V157H151ZM174 156V157H173ZM180 156H182V157H180ZM186 156V157H185ZM189 156V157H188ZM194 156H195V158H194ZM201 156V157H200ZM252 156H253V158H252ZM21 157H23L24 158V160H23V158H21ZM41 157V158H40ZM93 159H92V158ZM137 157V158H136ZM144 157V158H143ZM151 159H150V158ZM164 157V158H163ZM191 157V158H190ZM209 157V158H208ZM213 157V158H212ZM19 158L21 159L20 161H19ZM30 158V159H29ZM47 158V159H46ZM91 160H90V159ZM124 158V159H123ZM149 158V159H148ZM154 158V159H153ZM190 158V159H189ZM206 158V159H205ZM26 159H27V162H26ZM29 159V160H28ZM35 159V160H34ZM79 159V160H78ZM110 159H112V160H110ZM114 159V160H113ZM134 159V160H133ZM136 159V160H135ZM141 159V160H140ZM156 159V160H155ZM178 159H180V160H178ZM185 159V160H184ZM195 159V160H194ZM203 159H205L204 160V162L202 161ZM212 159V160H211ZM33 160V161H32ZM37 160V161H36ZM75 162H74V161ZM82 160V161H81ZM87 160V161H86ZM117 160V161H116ZM121 160V161H120ZM127 160V161H126ZM137 160H140V161H137ZM158 160V161H157ZM164 160V161H163ZM187 160V161H186ZM200 160V161H199ZM207 160H208V162H207ZM32 161V162H31ZM42 161V162H41ZM90 161V163L88 164V162ZM94 161V162H93ZM115 161H116V163H115ZM133 163H132V162ZM161 161V162H160ZM186 161V162H185ZM29 162V163H28ZM69 162V163H68ZM138 162V163H137ZM161 164H160V163ZM200 162V163H199ZM203 162V163H202ZM206 162V163H205ZM231 162H232V164H231ZM238 162V163H237ZM254 162H255V165H254ZM25 163V164H24ZM68 163V164H67ZM73 163V164H72ZM82 163V164H81ZM87 163V164H86ZM172 163V164H171ZM175 163V164H174ZM177 163V164H176ZM186 163V164H185ZM218 163V164H217ZM233 163H235V164H233ZM250 163V164H249ZM46 164V165H45ZM70 164V165H69ZM128 164V165H127ZM150 164V165H149ZM158 164V165H157ZM174 168H172L170 165ZM205 164V165H204ZM238 164V165H237ZM240 164V165H239ZM244 164H245V166H244ZM248 164V165H247ZM263 164V165H262ZM44 165V166H43ZM49 165L51 166V168L49 167ZM67 165V166H66ZM77 165H78V167H77ZM87 165H89V166H87ZM157 165V166H156ZM162 165V166H161ZM185 165V166H184ZM203 165V166H202ZM249 165H251V166H249ZM115 166V167H114ZM121 166V167H120ZM123 166V167H122ZM147 166V167H146ZM151 166V167H150ZM167 166V167H166ZM177 166V167H176ZM24 167V168H23ZM36 168L35 170H34V168ZM90 167V168H89ZM109 167V168H108ZM116 167H117V173H115V170H116ZM127 167V168H126ZM135 167V168H134ZM139 167V168H138ZM158 167V168H157ZM170 167V168H169ZM197 169H196V168ZM208 167V168H207ZM15 168H17V169H15ZM20 168H22V169H20ZM39 168V169H38ZM60 168H61V171H60ZM75 168V169H74ZM93 168V169H92ZM130 168H132V169H130ZM151 168H153V169H151ZM162 168V169H161ZM165 168V169H164ZM169 168V169H168ZM198 168L200 169V170H198ZM202 168V169H201ZM204 168V169H203ZM210 168V169H209ZM248 168H249V170H248ZM67 171H66V170ZM74 169V170H73ZM84 169V170H83ZM85 169H86V171H85ZM126 169V170H125ZM149 169V170H148ZM167 169V170H166ZM173 169V170H172ZM212 169V170H211ZM261 169V170H260ZM18 170V171H17ZM69 170V171H68ZM72 170H73V172H72ZM82 170V171H81ZM93 170V171H92ZM152 170H153V172H152ZM164 170V171H163ZM196 170H198V171H196ZM209 170V171H208ZM215 170V171H214ZM28 171V172H27ZM32 173H31V172ZM78 171V172H77ZM89 171H91V172H89ZM121 171H123V172H121ZM125 171H126V173H125ZM140 171V172H139ZM145 173H144V172ZM198 172V173H196V172ZM213 171V172H212ZM54 172V173H53ZM61 172H64V173H61ZM69 172V173H68ZM74 172H77V173H74ZM161 172V173H160ZM168 172V173H167ZM172 172V173H171ZM202 172H204V173H202ZM21 173H23V175L21 174ZM24 173H26V174H24ZM31 173V174H30ZM60 173H61V175H62V178L60 177L61 175H60ZM73 173H74V175H73ZM120 173V174H119ZM124 173V174H123ZM127 173L129 174V175H127ZM134 173V174H133ZM142 173V174H141ZM220 173V174H219ZM223 173V174H222ZM226 173V174H225ZM252 173V174H251ZM53 174V175H52ZM109 174V175H108ZM119 174V175H118ZM146 174V175H145ZM151 174V175H150ZM164 174V175H163ZM171 174V175H170ZM188 174V175H187ZM202 174V175H201ZM206 176H205V175ZM227 174H228V176H227ZM238 174V175H237ZM247 174H248V176L249 177H247ZM261 174V176H259ZM55 175V176H54ZM66 175V176H65ZM97 175V176H96ZM103 175V176H102ZM108 175V176H107ZM111 175V176H110ZM126 175L129 177V180H127V178L128 177H126ZM148 175V176H147ZM193 175V176H192ZM198 177H196V176ZM221 177H220V176ZM222 175H224V177L222 176ZM226 175V176H225ZM31 178H30V177ZM52 176V177H51ZM57 176V177H56ZM70 176V177H69ZM73 176V177H72ZM75 176V177H74ZM100 176V177H99ZM153 176H155V177H153ZM163 176V177H162ZM169 176V177H168ZM185 176V177H184ZM219 176V177H218ZM253 176V177H252ZM256 176V177H255ZM30 179H29V178ZM56 177V178H55ZM78 177V178H77ZM125 177V178H124ZM134 177V178H133ZM173 177H174V179H173ZM179 177V178H178ZM188 177H190V178H188ZM194 177V178H193ZM211 177V178H210ZM222 177L223 178H225V179H223L222 180ZM226 177H227V179H226ZM242 177V178H241ZM244 177V178H243ZM251 177V178H250ZM255 177V178H254ZM258 177H262L263 178V180H260V179H262V178H258ZM59 178V179H58ZM163 178V179H162ZM176 178H177V180H176ZM208 178H209V180H208ZM221 178V180H219ZM249 178V179H248ZM254 178V179H253ZM256 178H258V179H256ZM53 179H50V180H53ZM58 179V180H57ZM70 179H72V180H70ZM80 179H81V181H80ZM186 179H188V181L186 180ZM195 179H197V180H195ZM200 179V180H199ZM204 179V180H203ZM211 179V180H210ZM230 179V180H229ZM252 179V180H251ZM99 180V181H98ZM132 182H131V181ZM155 180H157V181H155ZM178 180H180V182L178 181ZM193 180H195V181H193ZM205 180H206V183H205ZM215 180V181H214ZM228 180V182H226ZM239 180V181H238ZM243 180V181H242ZM250 181V182H247V181ZM254 180V181H253ZM256 180H257V182H256ZM87 181V182H86ZM126 181V182H125ZM208 181V182H207ZM222 183H221V182ZM125 182V183H124ZM186 182H187V184H189L190 185V183L192 182V184L194 183V182H199L200 184H197V183H195V184H197L198 186L199 185H201L202 187H200L199 186V188H201L200 189V191H207V192H212L211 194H213V192H214V196H212V197H210V198H207L206 200H207V203H206V201H205V198H202V200H201V198H197V196H198V194L196 195V193H195V197L198 199H196L195 197H194V199H193V197L192 198H190L191 196L190 195H188V194H190L191 193V191H187L186 193H181L182 192V187L181 186H187V184H186ZM219 182V183H218ZM232 182H234L233 183V185H232ZM236 182V183H235ZM253 183V185H252V183ZM259 182H261V183H259ZM31 183H34V184H31ZM85 185H84V184ZM134 183V184H133ZM137 183L139 184V185H137ZM152 183V184H151ZM177 183H178V185H177ZM180 183V184H179ZM181 183H182V185H181ZM208 183V184H207ZM239 183V184H238ZM126 184V185H125ZM128 184H130L131 186H133V187H131L130 185H128ZM184 184H186V185H184ZM192 184H191V186H192ZM204 186H203V185ZM206 184V185H205ZM211 184V185H210ZM216 184V185H215ZM228 184V185H227ZM241 184V185H240ZM255 184V185H254ZM258 184V185H257ZM60 185V186H59ZM152 185H155V186H152ZM177 185V186H176ZM237 185V186H236ZM246 185H247V187H246ZM259 185H260V187H259ZM39 186V187H38ZM42 186V189H40V187ZM72 188H71V187ZM79 186V187H78ZM94 186V187H93ZM216 186V187H215ZM223 188H222V187ZM246 187V189H245V187ZM253 186V189H254V187L256 188V189H254V191H255V195H254V191H253V189L252 188H250V187H252ZM258 186V187H257ZM33 187V188H32ZM76 187V188H75ZM178 187V188H177ZM181 189H180V188ZM203 187H204V189H203ZM211 187H214V188H211ZM242 187V188H241ZM33 190H32V189ZM38 188V189H37ZM46 190H45V189ZM71 188V189H70ZM75 188V189H74ZM96 190H95V189ZM179 189V193L180 194H178L177 196L176 195H174L173 197H167V199L165 198V196L164 195H161V194H164V192L165 191H167V190H170V189ZM249 188V189H248ZM258 188V189H257ZM263 188V189H262ZM163 189V190H162ZM175 189V190H176ZM203 189V190H202ZM208 189V190H207ZM214 191H213V190ZM232 189V190H231ZM236 189V190H235ZM243 189V190H242ZM76 190H78V191H76ZM212 190V191H211ZM220 190V191H219ZM235 190V191H234ZM245 190V191H244ZM247 190V191H246ZM250 190V191H249ZM252 190V191H251ZM256 190H257V192H256ZM71 191H72V193H71ZM80 191V192H79ZM100 191V192H99ZM109 191H111V193L112 194H110V192ZM115 191H116V193H115ZM164 191V192H163ZM219 191V192H218ZM241 191H242V193L243 194H241ZM259 191V192H258ZM260 191L262 192V193H260ZM78 192V193H77ZM108 192H109V194H108ZM125 192V193H124ZM126 192H127V194H126ZM129 192H131V193H129ZM236 192V193H235ZM238 192H239V194H238ZM247 192V193H246ZM250 192V193H249ZM252 192H253V194H252ZM132 193H136V194H132ZM219 193V194H218ZM220 193H221V196H220ZM22 193L18 196V197H22V195H23ZM77 196H76V195ZM130 194V195H129ZM152 194V195H151ZM183 194H187V195H183ZM192 194H194V193H192ZM217 194V195H216ZM233 194V195H232ZM235 194V195H234ZM246 194V195H245ZM248 194H252V195H248ZM257 194H263V196L262 195H257ZM26 195L24 196V197H26ZM39 195V194H38ZM69 195V196H68ZM135 195V196H134ZM150 195V196H149ZM157 195V196H156ZM183 195V196H182ZM219 195V196H218ZM228 195V196H227ZM241 195V196H240ZM247 195H248V197H247ZM76 196V197H75ZM128 196V197H127ZM132 198H131V197ZM138 196V197H137ZM149 196V197H148ZM154 196V197H153ZM163 196V197H162ZM189 196V197H188ZM218 196V197H217ZM246 196V197H245ZM254 196V197H253ZM67 197V198H66ZM73 197H75V198H73ZM146 197H147V199H146ZM150 197H151V199H152V197H153V201L151 200L150 202H148V200H150ZM222 197V198H221ZM240 197V198H239ZM244 199H243V198ZM252 197H253V199H252ZM47 199L46 200H44L43 202H38V203H36V205L34 204V205H27V204H21V202H19L17 205H15L14 207H12V209H10L11 211H14V210H19V209H21L22 207L23 208H26V210L28 211V214L33 218L34 216H36L37 215V213H38V211H40V210H42V209H44V207H45V205H47V203H52V198H49V197H46ZM121 198V199H120ZM135 198V199H134ZM159 200H158V199ZM164 198L166 199V200H164ZM180 198H182V200L180 199ZM189 198L193 201H191V200H189ZM221 198V199H220ZM224 198V199H223ZM239 198V199H238ZM257 198V199H256ZM66 199V200H65ZM126 199H127V205L125 204V202L124 201H126ZM172 199V200H171ZM176 199V200H175ZM185 199V200H184ZM187 199V200H186ZM215 199V200H214ZM240 199H242V200H240ZM251 201H250V200ZM255 199V200H254ZM77 200H78V198H77ZM104 200V201H103ZM142 202H141V201ZM155 200H157V201H155ZM161 200H164V201H161ZM168 200V201H167ZM194 200L196 201V202H194ZM218 200V201H217ZM223 200V201H222ZM224 200L226 201V203H228V204H230V206L229 207H231V208H229V207H221V203L222 202H224ZM231 200V201H230ZM50 201V202H49ZM118 201V202H117ZM145 201H146V203H145ZM155 201V202H154ZM160 201H161V203H160ZM171 201V202H170ZM173 201V202H172ZM181 201V202H180ZM199 201H200V203H199ZM212 201V202H211ZM236 203H235V202ZM256 201V202H255ZM260 201V202H259ZM75 202V203H74ZM122 202H123V204H122ZM137 202V203H136ZM158 202V203H157ZM187 202V203H186ZM201 202H203V204H201ZM221 202V203H220ZM235 204V210H233L234 209V204ZM241 202H242V204H241ZM247 202H249V203H247ZM70 203V204H69ZM144 204V210L145 211H147V213L146 214H149L148 216L146 215V214H144L145 213V211L143 210V208H141L142 207V205ZM195 203V204H194ZM197 203V204H196ZM212 203V204H211ZM251 203V204H250ZM259 203V204H258ZM119 204V205H118ZM130 204H131V206H130ZM136 204V206H134ZM163 206H162V205ZM199 204V205H198ZM219 204V205H218ZM232 204V205H231ZM245 204V205H244ZM255 204V205H254ZM257 204V205H256ZM39 205V206H38ZM43 205V206H42ZM60 205V206H59ZM121 205H122V207H121ZM141 205V206H140ZM147 205V206H146ZM150 205V206H149ZM159 205V206H158ZM167 205V206H166ZM169 205V206H168ZM195 205V206H194ZM217 205V206H216ZM16 206H18V207H16ZM42 206V207H41ZM63 206V207H62ZM65 206V207H64ZM74 206V207H73ZM120 206V207H119ZM126 206V207H125ZM197 206H199V207H197ZM239 206V207H238ZM260 206V207H259ZM29 207V208H28ZM69 207V208H68ZM71 207H73V208H71ZM95 207V208H94ZM96 207H98V208H96ZM101 207V208H100ZM129 207V208H128ZM163 207V208H162ZM215 207V208H214ZM249 207V208H248ZM16 208V209H15ZM41 208V209H40ZM113 208V209H112ZM114 208H116V209H114ZM125 210H124V209ZM132 208V209H131ZM195 208H198L199 209V213H197L198 212V209H197V211H196V209ZM219 208V209H218ZM229 208V209H228ZM237 208V209H236ZM243 208H244V211H243ZM14 209V210H13ZM40 209V210H39ZM100 209H102V210H100ZM109 209H110V211H109ZM131 209V210H130ZM141 209H142V211H141ZM152 209V210H151ZM249 209V210H248ZM9 210V211H10ZM93 210L95 211V212H93ZM128 210V211H127ZM134 210H136V211H138V210H140V211H138V212H136V211H134ZM242 212H241V211ZM259 210H261V211H259ZM4 211V209L2 210V212H1V214H7L5 211ZM101 211V212H100ZM105 211V212H104ZM114 211H116V212H114ZM150 211V212H149ZM153 211H155V212H153ZM160 211V212H159ZM180 211V212H179ZM182 211V212H181ZM187 211V212H186ZM223 211V212H222ZM229 211V212H228ZM247 211V212H246ZM252 211V212H251ZM117 212H118V214H117ZM140 212V213H139ZM142 212V213H141ZM149 212V213H148ZM183 212H185V213H183ZM191 212H193V213H191ZM224 212H226V213H224ZM132 213H134V214H132ZM138 213V214H137ZM155 213H156V215H157V217L155 216ZM180 213H181V215H180ZM188 213V214H187ZM204 213V212H203ZM222 213H223V215H222ZM244 213L246 214L247 213V217H246V215H244ZM110 214H111V216H110ZM135 214H136V217H135ZM139 214L141 215V216H139ZM153 216H152V215ZM191 214V215H190ZM116 215V216H115ZM151 215V216H150ZM179 215L180 217H177V216ZM187 215V216H186ZM194 215V216H193ZM201 215V216H200ZM108 216V217H107ZM110 216V217H109ZM115 216V217H114ZM132 216V217H131ZM138 216V217H137ZM144 216H146V218H144ZM150 216V217H149ZM200 216V217H199ZM205 216V218L206 219H209L210 218V216L209 215H204ZM114 219H113V218ZM123 217V218H122ZM125 217H126V219H125ZM140 217V218H139ZM148 217V218H147ZM153 217V218H152ZM207 217H209V218H207ZM225 217V218H224ZM245 219H244V218ZM131 218V219H130ZM137 218V219H136ZM151 219V220H147V219ZM155 218H156V221H155ZM202 218H200V219H202ZM205 218H203V219H205ZM230 218V219H229ZM250 218V217H249ZM76 219V220H75ZM125 219V220H124ZM129 219H130V222L132 223H130V222H128L129 221ZM135 219V220H134ZM157 219H158V221H157ZM226 219H227V221H226ZM228 219H229V221H228ZM244 219V220H243ZM75 220V221H74ZM117 220V221H116ZM135 222H134V221ZM137 220V221H136ZM153 220V221H152ZM183 222H182V221ZM187 220H189L190 222H187ZM111 221H113V222H111ZM121 221V222H120ZM128 222L130 225L129 226H131V229H133V232L135 231V233H142V235L143 234H145L147 237H142L141 239H139V240H137V241H134L135 243H133V241H131L130 239H128V238H125V236H129L128 234H127V231H125V232H123V230H128L129 228V226L128 227H126V228H124V229H122L121 228V230H119L118 228H119V225H124V222ZM181 221V222H180ZM71 222V223H70ZM116 222L119 224H116ZM181 223L182 225H180V232H179V230L177 231L176 230V232H177V234H175L176 232L174 231L173 232V235H172V233L171 234H169V235H167L166 236V234H167V232H165V229L167 230V228L169 229V227L171 226V225H177V224H179V223ZM244 222V223H245ZM96 223V224H97ZM115 224V225H113V224ZM136 223V224H135ZM243 223V222H242ZM244 223L241 225L240 224V226H241V228L242 229H247L248 228V226L251 228L252 227V224H250V221H248L245 225H244ZM75 224H77V225H75ZM106 224V225H105ZM112 224V225H111ZM134 224V225H133ZM250 224V225H249ZM71 225V226H70ZM101 225V226H100ZM116 225H117V227H116ZM122 225H121V227H122ZM133 225V226H132ZM164 225V226H163ZM246 225H248V226H246ZM11 226V227H10ZM61 226V227H60ZM166 226V227H165ZM223 226H225L224 227V229H223ZM78 227V228H77ZM106 227V228H105ZM108 227V228H107ZM113 228L114 230L116 229V231H114V233L112 234V237H110V236H108V233L107 234H105V232L104 233H102L103 232V230H102V228L104 229V230H106V229H109V228ZM138 227H139V229H138ZM164 227V228H163ZM3 228V229H2ZM20 228V229H19ZM110 228V229H111ZM187 228V229H186ZM189 228V229H188ZM26 229V230H25ZM71 229H72V231H71ZM210 229V230H209ZM54 230H55V232H54ZM67 230V231H66ZM78 230V231H77ZM80 230V231H79ZM101 230V231H100ZM119 232H118V231ZM138 230V231H137ZM139 230H141V231H139ZM146 230V231H145ZM188 230H190V231H188ZM218 230V231H217ZM10 231V232H9ZM74 231V232H73ZM76 231V232H75ZM120 231H121V234H122V236L119 234L120 233ZM157 231V232H156ZM157 234H155V233ZM160 232V233H159ZM190 232V234H188ZM9 233V234H8ZM12 233V234H11ZM23 233V234H22ZM25 233V234H24ZM51 233H52V235H51ZM66 233V234H65ZM74 233V234H73ZM93 233H94V235H93ZM153 233V234H152ZM14 234V235H13ZM27 234V235H26ZM64 234H65V236H64ZM99 234V235H98ZM125 234H127V235H125ZM152 235L153 237L152 238H150L149 239V235ZM155 234V235H154ZM187 234V235H186ZM192 234V235H191ZM194 234V235H193ZM49 235V236H48ZM67 235H68V237H67ZM100 235H102V239H104V240H106V241H108V243H110L111 242V240H112V243L114 242L115 243V241L113 240V239H115L116 237L117 238H119L118 240H117V238H116V243L114 244L115 245V248L116 247H118V251L116 250H114V252H113V254H111L110 252H108L107 250V248L108 247H106V246H103V247H99V249L100 250H97L98 252H100V253H102V249L101 248H104V253H105V250H106V254H108L109 256L108 257H110V258H108V259H111V260H109L110 262H108V259L107 258H105V260H103V259H100V262L95 258V255H93V254H91V257H89L90 256V252H91V248L90 247H93V243H95V241L96 240H98V236H100ZM111 235V234H110ZM119 235V236H118ZM123 235H125V236H123ZM180 237H179V236ZM183 235V236H182ZM10 236V237H9ZM47 236H48V238H47ZM52 236V237H51ZM58 236V237H57ZM60 236H61V239H60ZM64 236V237H63ZM104 236V237H103ZM116 236V237H115ZM157 237L156 239L154 238V237ZM9 237V238H8ZM94 237V238H93ZM161 237V238H160ZM163 237V238H162ZM183 237V238H182ZM188 237V238H187ZM3 238V239H2ZM19 238V239H18ZM43 238V241L45 242V239ZM106 238H108V239H106ZM125 238V239H124ZM143 238L145 239V240H143ZM166 238V239H165ZM174 238V239H173ZM21 239V240H20ZM54 239V240H53ZM66 239V240H65ZM128 239V240H127ZM165 239V240H164ZM170 239V240H169ZM176 239V240H175ZM181 239V240H180ZM183 239V240H182ZM3 240V241H2ZM24 242H23V241ZM72 240V241H71ZM148 240V241H147ZM172 240V241H171ZM26 241V242H25ZM47 241V240H46ZM57 241V242H56ZM119 241V242H118ZM121 241V242H120ZM169 241V242H168ZM171 241V242H170ZM2 242H3V244H5L6 243V245L5 246H3V244H2ZM10 242H13L12 244L10 243ZM59 242V243H58ZM71 242V243H70ZM77 242V243H76ZM85 242V243H84ZM92 242V243H91ZM125 242V243H124ZM130 242V243H129ZM168 242V243H167ZM19 244V245H17V244ZM21 243V244H20ZM131 243H132V245H131ZM161 243V244H160ZM165 243V244H164ZM82 244V245H81ZM87 244H89L88 246H87ZM118 244H120V245H118ZM128 244H130L132 247H134L135 248V250H134V254H133V251L132 252H129L128 251V249L130 248V245H129V247H128ZM133 244H135V246H133ZM149 244V245H148ZM24 245V246H23ZM65 245V246H64ZM80 245V246H79ZM98 245H99V243H98ZM118 245V246H117ZM122 245V246H121ZM127 245V246H126ZM138 245H139V247H138ZM143 245V246H142ZM23 246V247H22ZM124 246V247H123ZM150 246L153 248H150ZM176 246V245H175ZM2 247V248H1ZM19 247V248H18ZM61 247V248H60ZM88 247V248H87ZM121 248V250H120V248ZM125 247L126 248H128V249H126L125 250ZM141 247V248H140ZM144 247V248H143ZM256 248V246H247L246 247V249L248 248L249 250L248 251H250V250H252V249H255ZM20 248H22V249H20ZM63 248V249H62ZM66 248H68V249H66ZM172 248V247H171ZM209 248V249H208ZM210 248L211 247H207V249H206V251H208L209 252V250H210ZM214 248V247H213ZM3 249V250H2ZM15 249V250H14ZM87 249V250H86ZM137 249V250H136ZM143 249V250H142ZM12 250V251H11ZM69 251V252H65V251ZM86 250V251H85ZM89 250H90V252H89ZM123 250H124V254H123ZM151 250V251H150ZM211 250H214V249H211ZM14 251V252H13ZM28 251V252H27ZM60 251V252H59ZM81 251V252H80ZM128 251V252H127ZM195 251V250H194ZM223 251H226V250H223ZM24 252V253H23ZM50 252V253H49ZM88 253V257H86L87 256V253ZM138 252V253H137ZM150 252V253H149ZM153 252V253H152ZM14 253V255L12 256V254ZM16 253V254H15ZM24 256V258H21V257H19L21 254ZM28 253V254H27ZM41 253V254H40ZM48 253V254H47ZM70 253V254H69ZM83 253H86V255H84L85 257H84V259L82 258V255H83ZM111 254V256H110V254ZM114 253L116 254V255H114ZM152 253V254H151ZM156 255H155V254ZM20 254V255H19ZM25 254V255H24ZM38 254H40V255H38ZM63 254V255H62ZM69 254V255H68ZM95 254H97V253H95ZM133 254V255H132ZM174 254V255H173ZM16 255V256H15ZM36 255H37V257H36ZM47 255H49V256H47ZM54 255V256H53ZM66 255V256H65ZM71 255V256H70ZM78 255H79V257H78ZM98 255H99V253H98ZM119 255V256H118ZM121 255V256H120ZM124 255H127V256H125V257H123ZM131 255V256H130ZM155 255V256H154ZM164 255V256H163ZM168 255V256H167ZM44 256V257H43ZM53 256V257H52ZM69 256V257H68ZM77 256V257H76ZM175 256V257H174ZM50 257H51V259H50ZM55 257V258H54ZM71 257V258H70ZM75 257V258H74ZM117 257V258H116ZM118 257H121V258H118ZM131 257H133L132 258V260H131ZM156 257V258H155ZM167 257V258H166ZM172 257H174V258H172ZM225 257V258H224ZM222 259L223 260H220V261H217L216 262V264H226V261L228 262V260H227V255H225ZM18 258V259H17ZM66 260H65V259ZM80 258V259H79ZM82 258V259H81ZM94 258V259H93ZM124 258V259H123ZM154 258V259H153ZM162 258V259H161ZM166 258V259H165ZM169 258V259H168ZM52 259H54V260H52ZM57 259V260H56ZM90 259H92V260H90ZM96 259V260H95ZM137 259V260H136ZM141 259L142 260H144V261H142L141 262ZM153 259V260H152ZM197 259H199V258H197ZM22 260V261H21ZM39 262H38V261ZM51 260H52V262H51ZM82 260V261H81ZM87 261V262H85V261ZM158 260V261H157ZM168 260V261H167ZM11 261V262H10ZM26 261V262H25ZM65 261V262H64ZM70 261V262H69ZM76 261V262H75ZM81 261V262H80ZM90 261V262H89ZM113 261H114V263H113ZM157 261V262H156ZM175 261V262H174ZM178 261V262H177ZM190 261H191V263H190ZM222 261H223V263H222ZM243 261V260H242ZM242 261H240L239 263L240 264H242V263H244V262H242ZM245 261V260H244ZM13 262V263H12ZM79 262V263H78ZM121 262H123V263H121ZM155 262V263H154ZM166 262V263H165ZM186 262V263H185ZM242 262V263H241ZM115 263V264H116ZM131 264H133V263H131ZM194 264V263H193Z\"/></svg>",
  "mask_w": 264,
  "mask_h": 264
},
{
  "label": "bare ground",
  "instance_id": "bare-ground-1",
  "mask_svg": "<svg viewBox=\"0 0 264 264\" xmlns=\"http://www.w3.org/2000/svg\"><path fill=\"white\" fill-rule=\"evenodd\" d=\"M1 1V0H0ZM5 1V0H4ZM3 1V2H4ZM82 1H85L84 3H86V1L88 2L87 4H88V7H90V6H93L94 8H95V6H94V3L93 2H96V3H98L97 1H93V0H15L13 3V7H9L8 8V10H6V11H4L3 9H1L0 8V94L2 95L3 93L2 92H8L9 90H11L12 88V86H14L13 84H15V85H24L25 87H29L31 90H29L28 91V89L26 88V89H24V90H16V89H14L15 90V92L13 93L12 91V95L10 96L9 94V92H8V95H9V99L8 100H6L7 98L5 97V99H4V101L2 100V102H0V112H1V116H3V113L4 114H6L5 112H7L6 111V108H7V110H8V107H9V105L11 106V103L13 104V105H18V104H20V103H22L24 106H25V109H23V111H24V113H25V116H26V118L28 117H30V118H32L31 117V115L33 116V119H32V122L31 121H27L28 122V124L29 125H36L37 127H38V124L40 125V124H42V125H44L45 124V126L49 129V131L50 130H53V132L52 133H50L49 132V135L51 136L52 135V138L54 139V141H46L45 139V144L46 145H48V144H50V145H52L53 146V144H56V145H59V146H57L58 148L61 146V147H69L68 145H74L75 144V147L76 146H80V147H82V148H88V147H91V148H89V149H93V148H95L96 147V151H93V154L95 153L96 155H102L103 157H104V159H102V157H101V160H100V157H98V159L99 160H96L95 162H94V166H93V168L95 169L94 170V172H97V173H99L100 171H106L105 170V168L108 166L107 165V163H109L108 162V160H109V156L110 157H112V154H113V156L115 157V156H117L116 158H120L121 156H128L129 157V155H130V152L132 151V150H134L138 145H142V143H145L144 144V146L143 147H145V145H146V142H147V144H149L148 142H150V144H151V147H153V148H160V150L159 151H162L161 150V147L163 146V141L161 142L160 141V139L161 138H166L167 136L169 137V136H172L173 137V135H174V137H178V138H176L177 139V141H178V143L175 141V138H174V142L175 143H177L176 145H174V143H173V141H170V142H168V143H170L171 145H174V147H175V149L177 150V153L179 152V151H181L182 149H184V148H182V147H184L186 144H188V142H190L189 140L191 139V137H192V133H190V132H187V131H182V130H179V128H173L174 127V124H176L177 122V124L179 125V122L182 120H184L185 118L187 119V117H188V115H194V113H192L193 111H194V108H192V106H191V103H189V102H186L185 103V101H181V97H179V96H181V95H179V93L181 92V91H179V89H180V87L177 89V91H175L176 90V88H175V90L173 89V88H170L171 90H174V91H172V94L170 95V94H168V96H166V92L164 91V90H168L169 89V86H173V80H175L176 79V77H177V75H176V77L175 76H172L173 75V72H175V71H173L174 69L176 70L177 69V65H179V64H177L179 61H183L182 60V58L180 57V59L181 60H179V61H177V62H175L174 61V63L173 62H171L170 61V63H168V62H165L164 60L163 61H160L159 60V62H157V63H155V64H153V63H143V64H141L140 66H136V65H134L135 66V69H134V66L133 67H128L127 65L125 66V67H122L121 66V68L119 67L118 69H114L115 71H114V73H110V66H111V64L109 63V62H107V63H94V64H92L91 63V65L87 68V70H85L84 68H86L85 67V64H84V68L82 67V63H81V67L84 69H82L83 71H87L88 73L90 72L91 74H93V72L94 71H97V72H100L102 75H103V77L105 76L106 77V75L108 76V77H113V79H117L118 80V82L119 83H117V81L116 82H114V81H112V82H108V83H110L109 85L107 84H105L104 85V87H102V89L104 90V92H111V90H117V91H119V93L124 97V99H117V100H114L113 98H112V100H109V101H107V100H104V101H102L103 99H96L95 97V99L97 100H93V101H95L94 102V104L93 105H90L88 108L85 106V107H80L79 108V106H76L75 107V109L74 108H72V104H75V103H79L78 105H80V100H84V101H91L92 100V98H93V92L92 91H90L89 89L87 90V89H84V87L82 88V90L81 89H79V90H76V91H74V89L73 90H69V91H66V92H62V90H61V92H58V93H56L57 91H55L53 88H55V87H58V85H61L60 84V82H63V81H61V77L60 76H58V75H56V72L54 71V73H55V75H52V74H50V73H48V70H50V68H55V67H57V66H59V64L61 65L62 64V61H64L63 59H62V61H60L61 59H57V58H55V60L53 59L52 61L50 60L49 62H48V58L46 59L45 58V56L46 55H44V52L47 50V48H45V51H44V47H45V45L46 44H48V42L50 43V41L53 39V40H55V38L57 37V33H55V32H52V30H54L55 29V27H56V23H54L53 21H55V19L52 21L51 20V18H45V15H44V13H42L44 16H43V18H40V17H38V15H41V14H38V12H39V10L41 9V10H47V11H49V9L50 8H52V6H55V7H57V11L59 12V14H61V16L63 17V15L64 16H66L65 18H66V20H67V23H70L71 22V20H72V18H71V16H72V13L71 12H73V10L76 8V6H78V4L80 3V2H82ZM138 1V0H137ZM148 1V0H147ZM145 2V3H147V4H149V6L151 5V6H153V7H157L158 5H157V2L158 1H161V3H162V1H163V4H164V1L165 0H149L148 2ZM174 1V0H173ZM172 1V2H173ZM176 1V0H175ZM188 1V0H187ZM210 1H212L211 3H213V2H215V3H217V2H221V4L220 5H222V0H209V2ZM226 1H228V0H226ZM233 2H235L234 0H232ZM231 1V2H232ZM239 1V2H238ZM237 1V4H239L240 3V0H238ZM242 1H245V2H253V0H242ZM2 2V1H1ZM6 2V1H5ZM109 2V1H108ZM144 2V1H143ZM166 3H170L171 4V6H173L176 10H177V12H181V14H180V16L181 17H183L184 18V20L186 19L187 21H189L188 19H195L194 21H196V18H198V17H196V11H197V9H195V7H194V9L196 10H194V11H192V9H193V7H192V9H188V5L186 6L187 7V9H184L185 8V5L186 4H183V6L181 7V3H178V2H176V3H178L179 5L177 6V4L176 5H174V4H172V2H171V0H166L165 1ZM186 2V1H185ZM205 2V1H204ZM207 3V6H208V4L210 5V3ZM230 2V3H231ZM255 2V1H254ZM261 3H263L262 1H260ZM121 3V2H120ZM125 3V2H124ZM160 3V4H161ZM165 3V4H166ZM183 3V2H182ZM187 3V2H186ZM227 3H229V2H227ZM244 2H241V4H243ZM81 4V3H80ZM99 5H100V3H98ZM98 4H97V6H98ZM110 4V3H109ZM114 4V3H113ZM140 4V3H139ZM181 4V5H180ZM201 4V3H200ZM218 4V3H217ZM223 4L225 5L226 3H224L223 2ZM1 5V4H0ZM3 5V4H2ZM17 5H19V7H21V6H24V10H23V15H22V18H20V19H12V17L15 15H13V13H16L17 11H19L20 10V8L17 6ZM21 5V6H20ZM117 5V4H116ZM129 5H131V4H129ZM128 5V6H129ZM142 5V4H141ZM140 5V6H141ZM203 5V4H202ZM213 5V4H212ZM233 6H234V4H232ZM240 5V4H239ZM244 5H246L245 3H244ZM248 5H250L249 3L246 5V6H248ZM257 5V4H256ZM259 5V4H258ZM258 5H257V9L259 8L258 7ZM263 5V4H262ZM80 6V5H79ZM102 6V5H101ZM124 6V5H123ZM177 6V7H176ZM180 6V7H179ZM215 6V5H214ZM227 6H228V4H227ZM237 6V5H236ZM260 6V5H259ZM54 7V8H55ZM115 7V6H114ZM120 7V6H119ZM159 7V9H161L162 7L159 5L158 6ZM161 7V8H160ZM165 7H166V5H165ZM165 7H163V8H165ZM184 7V8H183ZM204 7V6H203ZM206 7V6H205ZM223 7V6H222ZM249 7V6H248ZM4 8H6V7H4ZM15 8L16 9H19V10H15ZM22 9H23V7H21ZM38 8H40L39 10H38ZM53 8V9H54ZM79 8V7H78ZM77 8V9H78ZM102 8V7H101ZM150 8H152V7H150ZM162 8V9H163ZM172 8V7H171ZM173 8V9H174ZM190 8H191V6H190ZM198 8H200V6L198 7ZM202 8V7H201ZM207 8V7H206ZM225 8H226V6H225ZM232 8V7H231ZM235 8V7H234ZM264 8V7H263ZM100 9V8H99ZM118 9V8H117ZM173 9H172V11H173ZM174 9V10H175ZM209 9V8H208ZM218 9H219V7H218ZM222 8L220 7V9L219 10H221ZM237 9H239V7L238 8H236V9H234V10H237ZM249 9H251V8H249ZM249 9H247V10H249ZM90 10V9H89ZM94 10V9H93ZM93 10L92 11H90L89 13H86V14H84L85 15V17L84 18H87V19H85V20H87L88 21V19L90 20V18H91V16H92V18H94L95 20L97 19H104V18H106L105 19V21L107 20V17H109L107 14L108 13H106V12H101V11H99L98 13L97 12H93ZM125 10V9H124ZM131 10V9H130ZM153 10V9H152ZM156 10V9H155ZM158 10V9H157ZM169 10V9H168ZM210 10H212V9H210ZM228 11H230V8L228 7V9H227ZM232 11H234L233 10V8L231 9ZM246 10V8H245V10H244V12H246L247 11ZM261 10H264V9H261ZM22 11V10H21ZM43 11V12H44ZM46 11V12H47ZM56 11V12H57ZM79 11V10H78ZM86 12H88L87 10H85ZM108 11V10H107ZM133 11V10H132ZM154 11V10H153ZM152 11V12H153ZM163 11L165 12V10L163 9ZM170 11V10H169ZM200 11H201V9H200ZM200 11H198V12H200ZM204 11H205V9H204ZM218 11V10H217ZM222 11V10H221ZM227 11V12H228ZM243 11V10H242ZM256 11V10H255ZM55 12V13H56ZM109 12V11H108ZM123 12V11H122ZM149 12V11H148ZM158 12V11H157ZM156 12V13H157ZM159 12H160V10H159ZM177 12H176V14H177ZM208 12V11H207ZM214 13H215V15H216V12L215 11H213ZM220 11H218V13H219ZM223 12V11H222ZM221 12V14H225L226 15V11H224V13H222ZM231 12V11H230ZM235 13L237 12V11H234ZM234 12L232 13L233 15H235L234 14ZM241 11L239 10V13H240ZM254 12V11H253ZM260 12V11H259ZM18 13H20V12H18ZM74 13H76V12H74ZM110 13V12H109ZM161 13H162V11H161ZM165 13H167V11L165 12ZM178 13V14H179ZM202 13H203V10H202ZM209 13V12H208ZM208 13H206V16H205V18L206 17H208ZM238 13V14H239ZM243 13V12H242ZM251 13H252V11H251ZM38 14V15H37ZM52 14V13H51ZM78 14V13H77ZM119 14V13H118ZM123 14V13H122ZM128 14V13H127ZM152 13L150 12V15H151ZM158 14V13H157ZM154 15V17H155V20L156 19H158V17H165V16H168L167 14H164L165 16H158V15ZM172 14V13H171ZM173 14H174V12H173ZM205 14V13H204ZM228 14H229V12H228ZM232 14H231V17H232ZM238 14H236V16L238 15ZM245 13H243V15H244ZM248 14L249 13H246V17H248ZM252 14H254V13H252ZM251 14V15H252ZM258 15H259V13H257ZM256 14V16H254V20L256 19V17L258 16ZM264 14V12H262L261 11V17H260V19L262 18V16H264L263 15ZM13 15V16H12ZM81 15V14H80ZM110 15V14H109ZM113 15V14H112ZM132 15H134V14H132ZM144 15H146V14H144ZM149 15V17H153V15H151L150 16ZM175 15V14H174ZM174 15H172L173 17H174ZM200 15H202L201 13H200ZM209 15H210V13H209ZM212 16V15H210L211 17V19L213 18L214 20H218L219 19V17L220 16H222V15H220V14H218V15H216V16ZM220 15V16H219ZM250 15V14H249ZM42 16V15H41ZM128 16V15H127ZM130 16V15H129ZM176 16V15H175ZM198 16V15H197ZM224 16V15H223ZM242 16V15H241ZM15 17H16V15H15ZM196 17V18H195ZM203 17V16H202ZM225 17V16H224ZM239 17V16H238ZM250 17V16H249ZM57 18H58V16H57ZM127 18V17H126ZM125 18V19H126ZM145 18V17H144ZM204 18V17H203ZM223 18V17H222ZM61 19H63V18H61ZM83 19V18H82ZM115 19H117V18H115ZM121 19V18H120ZM146 19V18H145ZM151 19V18H150ZM154 19V18H153ZM153 19H151V20H153ZM168 19V18H167ZM166 19V20H167ZM176 19V18H175ZM208 19V18H207ZM236 19V18H235ZM240 19V18H239ZM242 19V18H241ZM244 19V18H243ZM259 19V20H260ZM60 20V19H59ZM76 20V19H75ZM74 20V21H75ZM84 20V21H85ZM101 20V21H102ZM124 19H122V21H123ZM130 20V19H129ZM160 20V19H159ZM172 19H170V21H171ZM181 20V19H180ZM230 20V19H229ZM251 20V19H250ZM249 20V21H250ZM2 21H7V22H2ZM64 21V20H63ZM81 21V20H80ZM112 21H113V19H112ZM125 21V20H124ZM162 21H164V20H161V22ZM167 21H169V20H167ZM173 21V20H172ZM171 21V22H172ZM178 21H179V19H178ZM178 21H176V22H172L171 23V25H174L175 26V24L177 25V22ZM187 21H185V22H187ZM198 21V23L199 24H197V22H196V24H197V26H195V28H193V29H187V30H185V31H183V29L178 33L179 35H180V39L181 38H188V39H192V42L194 41L195 42V47H193V48H195L194 50H196V51H198V50H201L202 52H203V54L205 55V57H209V59H211V58H217V59H219V60H224L225 62L224 63H222L221 62V64H223V65H221V66H223L224 68H226V67H228V66H231V71H233V73L234 74H238V73H242L241 71H243L244 70V72L246 73V74H254V73H256L257 71H256V69H258V68H260V66L258 65L257 67H256V65H257V63L259 62V61H261V60H263L264 59V21L263 20H261V21H259V24H257V22H256V24H254V25H252V26H248V28L247 27H245V26H247L246 24L245 25H243V26H241L242 28H244V30H242V32H241V29H238V28H236V29H232V28H234L233 26L235 25H233L232 26V24H231V28L229 27V29H232L231 31L233 32V33H236V32H234V31H238V30H240V31H238L239 33H238V37H237V35H236V37H237V39H236V41H235V43H231L230 45H229V43L227 44V39H226V42L224 43L223 42V40H222V34H221V36L219 37L218 35L219 34H215L214 32L217 30L216 28H215V31H210L209 33H208V31L210 30V28H213V26L212 25H205L204 23L203 24H201L199 21H201V20H197ZM206 21H208V20H206ZM213 21V20H212ZM221 21V20H220ZM223 21H224V19H223ZM222 21V22H223ZM226 21V20H225ZM232 21V20H231ZM229 22V23H233V22ZM239 21V20H238ZM251 21H253V20H251ZM250 21V22H251ZM256 21V20H255ZM93 22H96V21H93ZM107 22V21H106ZM110 22V21H109ZM114 22V21H113ZM127 22V21H126ZM156 22V21H155ZM155 22L153 21V25L155 24ZM160 22V23H161ZM182 22V21H181ZM184 22V23H185ZM193 22V21H192ZM192 22H191V24H192ZM235 22H237L236 20H235ZM71 23H73L74 24V22H71ZM84 23V22H83ZM98 23H99V20H98ZM97 23V24H98ZM146 23V22H145ZM163 23V22H162ZM160 24V27H154V29L155 28H157L158 29V31L160 32L161 30H160V28H162V26L164 27V25L163 24ZM164 23H165V21H164ZM179 23H180V21H179ZM209 23V22H208ZM212 23H214V22H212ZM227 23V22H226ZM252 23V22H251ZM254 23V22H253ZM72 24V25H73ZM93 24V23H92ZM151 23H150V25H149V27L152 25ZM157 24H158V22H157ZM168 25H169V23H167ZM167 24H166V26H167ZM182 23H180V25H181ZM187 23H185L184 25H186ZM190 24V23H189ZM193 24H195V23H193ZM225 24V23H224ZM240 24V23H239ZM69 25V24H68ZM77 25V24H76ZM100 25H102V24H100ZM136 25V24H135ZM162 25V26H161ZM249 25H251V24H249ZM82 26V25H81ZM94 26V25H93ZM92 26V27H93ZM98 26V25H97ZM109 26V25H108ZM144 26V25H143ZM157 26H159V25H157ZM188 26V25H187ZM223 26V25H222ZM99 27H102V26H99ZM106 27V26H105ZM112 27V26H111ZM134 27V26H133ZM168 27V26H167ZM167 27H165V28H167ZM190 27V26H189ZM221 27V26H220ZM236 27V26H235ZM57 28V27H56ZM62 28V27H61ZM83 28V27H82ZM150 28H152V27H150ZM164 28V29H165ZM168 28H171L170 27V25H169V27ZM177 28V27H176ZM178 28H180V27H178ZM182 28H184V27H182ZM206 28H207V31H206ZM227 28V27H226ZM240 28V27H239ZM73 29V28H72ZM77 29H79V28H77ZM88 29V28H87ZM101 29V28H100ZM108 29V28H107ZM141 29H143V28H141ZM146 29V28H145ZM156 29V30H157ZM223 29V28H222ZM238 29V30H237ZM66 30V29H65ZM102 30V29H101ZM148 30H149V28H148ZM168 31H169V29H167ZM167 30H166V32H167ZM177 30H179V29H177ZM213 30H214V28H213ZM224 30V29H223ZM55 31V30H54ZM58 31H60V30H58ZM64 31V30H63ZM73 31V30H72ZM79 31V30H78ZM83 31V30H82ZM104 31V30H103ZM144 31V30H143ZM153 32V30H149V32ZM228 31V30H227ZM109 32V31H108ZM154 32H155V30H154ZM163 32V31H162ZM165 32V31H164ZM163 32V33H164ZM169 32H171V31H169ZM217 32V31H216ZM228 32H230V30L228 31ZM67 33V32H66ZM99 33H101L100 31H99ZM106 33H107V31H106ZM139 33H140V31H139ZM142 33V32H141ZM163 33H161V35H159L160 37H163L162 36V34ZM172 33H174V32H172ZM181 33V34H180ZM200 33H205V36L207 35V33L208 34H210V36H208L207 35V42L205 43H203L202 41L200 42V41H195L194 40V38L196 37V39H199V37H198V35L197 34H200ZM218 33V32H217ZM224 33H226V32H224ZM146 34V33H145ZM156 34H158L157 32H156ZM229 34V33H228ZM79 35V34H78ZM77 35V36H78ZM90 35V34H89ZM104 35H105V33H104ZM108 35V34H107ZM111 35V34H110ZM142 34H140V36H141ZM165 35V34H164ZM224 35H226V34H224ZM70 36V35H69ZM83 36V35H82ZM91 36V35H90ZM101 36V35H100ZM149 36V35H148ZM156 36V35H155ZM159 36H156V38H158ZM166 36V35H165ZM172 36V35H171ZM178 36V35H177ZM229 36V35H228ZM230 36H231V34H230ZM230 36H229V38H230ZM234 37H235V34L233 35ZM93 37V36H92ZM110 37V36H109ZM174 37V36H173ZM69 38V37H68ZM72 38V37H71ZM105 38V37H104ZM143 38V37H142ZM156 38H154V39H156ZM164 38H167V37H164ZM175 38H177V37H175ZM179 38V37H178ZM203 38V37H202ZM205 38V37H204ZM224 38H226V36L224 37ZM232 38V37H231ZM26 39L28 40V42L26 41ZM76 39V38H75ZM82 39V38H81ZM88 39V38H87ZM98 39V38H97ZM107 39V38H106ZM110 39V38H109ZM147 39V38H146ZM201 39V38H200ZM56 40H58V41H60V39H56ZM56 40H55V42H56ZM77 40V39H76ZM99 40H100V38H99ZM140 40V39H139ZM143 40V39H142ZM147 40H149V38L147 39ZM152 40H153V38H152ZM151 40V41H152ZM158 41H159V39H157ZM156 40V41H157ZM162 40V39H161ZM164 40V39H163ZM166 40V39H165ZM164 40V41H165ZM170 40V39H169ZM173 40V39H172ZM185 40H187V39H185ZM206 40V39H205ZM225 40V39H224ZM65 41V40H64ZM80 41V40H79ZM88 41V40H87ZM95 41V40H94ZM156 41H155V43H156ZM176 41V40H175ZM177 41H178V39H177ZM182 41H184V40H182ZM230 41H232V40H230ZM260 42V43H258V44H260V46L258 45L257 46V42ZM71 42V41H70ZM84 42V41H83ZM148 42H150V41H147V44H148ZM153 42V41H152ZM160 42V41H159ZM166 42V41H165ZM164 42V43H165ZM169 42H171V41H169ZM181 42V41H180ZM250 42V43H249ZM91 43V42H90ZM99 43V42H98ZM132 43V42H131ZM135 43V42H134ZM155 43H154V45H155ZM163 43V42H162ZM163 43V44H164ZM183 43V42H182ZM181 43V44H182ZM186 43V42H185ZM20 44H22V45H24L25 47H26V49L24 50V52L21 54V53H17V51H15L14 50V48L16 47V48H18L17 46L18 45H20ZM51 44V43H50ZM73 44H74V42H73ZM80 44V43H79ZM86 44H88V43H86ZM85 44V45H86ZM140 44V43H139ZM139 44H137L138 46H139ZM152 44V43H151ZM159 44V43H158ZM167 44V43H166ZM166 44H164V45H166ZM172 45H171V48L173 49V51H174V49L175 50H178V51H180V50H182L181 52H183V53H186L185 54V56L187 55V52H189V51H185V50H183L182 49V47H181V44H179V42H172L171 43ZM188 44V43H187ZM222 44H224V45H222ZM59 45H60V42H59ZM58 45V46H59ZM62 45H65V44H62ZM68 45V44H67ZM71 45V44H70ZM76 45L79 47V45L77 44V42H76ZM75 45V46H76ZM128 45V44H127ZM132 45V44H131ZM130 45V46H131ZM135 45V44H134ZM140 45H142V44H140ZM157 45V44H156ZM192 45V44H191ZM51 48V50H52V48L54 49L55 47L54 46H51V45H49ZM48 46V47H49ZM61 46V45H60ZM112 46V45H111ZM129 46V45H128ZM129 46V47H130ZM147 46V45H146ZM148 46H149V44H148ZM151 46V45H150ZM157 46H159V47H161L162 45H157ZM168 46V45H167ZM170 46V45H169ZM186 48H189L190 49V47H187V45H184ZM190 46V45H189ZM251 46L253 47V48H251ZM57 47V46H56ZM67 47V46H66ZM70 47V46H69ZM113 47V46H112ZM116 47V46H115ZM128 47V48H129ZM135 47V46H134ZM141 48H142V46H140ZM154 46H152V48H153ZM156 47V46H155ZM163 47V46H162ZM161 47V48H162ZM166 47V46H165ZM191 47V48H192ZM65 48V47H64ZM73 48H74V46H73ZM72 48V46H71V48L70 49H63V46H62V50L61 51H63V52H65V54H66V56H68V58H70V57H75V55L73 56V54L74 53H76V52H78V51H76L77 50V48L76 49H73ZM80 48V47H79ZM119 48V47H118ZM131 48V47H130ZM135 48H139V47H135ZM134 48V49H135ZM151 48V47H150ZM151 48V49H152ZM158 48V47H157ZM168 48V47H167ZM170 48V47H169ZM168 48V49H169ZM57 49V48H56ZM61 49V48H60ZM85 49V48H84ZM133 49V48H132ZM160 48H158V50H159ZM164 49H166V48H164L163 47V49L162 50H164ZM171 49V50H172ZM185 49V48H184ZM239 49L241 50L242 49V51L243 50H247L248 49V51H250V53H251V57H249V58H245L244 60H242V62H243V64H241L240 65V63H242L241 62V60H240V62L238 61L236 64H234L235 63V61H236V58H238L239 56H238V54H240L239 52ZM48 50H49V48H48ZM47 50V51H48ZM58 50V49H57ZM81 50V49H80ZM100 50V49H99ZM112 50V49H111ZM124 50V49H123ZM140 50V49H139ZM144 50V49H143ZM147 50V49H146ZM154 50V49H153ZM155 50H157V49H155ZM161 50V51H162ZM167 50V49H166ZM170 50V51H171ZM245 50V51H246ZM23 51V50H22ZM42 51V53H40ZM53 51V50H52ZM56 51V50H55ZM110 51V50H109ZM165 51V50H164ZM185 51V52H184ZM195 51V52H196ZM242 51H241V53H242ZM244 51V52H245ZM80 52H82V53H80ZM79 53H80V55L81 56H90L91 57V54L94 52V50L93 49H88V50H84V51H80ZM115 52H116V50H115ZM118 52V51H117ZM168 52V51H167ZM200 52V51H199ZM48 53V52H47ZM99 53V52H98ZM125 53V52H124ZM140 53V52H139ZM158 53V52H157ZM178 53V52H177ZM250 53L249 54H247V55H250ZM118 54V53H117ZM123 54V53H122ZM121 54V55H122ZM136 54V53H135ZM141 54V53H140ZM146 54V53H145ZM156 54V53H155ZM162 54V53H161ZM172 54V53H171ZM176 54V53H175ZM182 54V53H181ZM48 55H51L50 53L48 54ZM56 55V54H55ZM72 55V56H71ZM96 55V54H95ZM99 55V54H98ZM113 55V54H112ZM115 55V54H114ZM120 55V54H119ZM149 55V54H148ZM165 55V54H164ZM178 55V54H177ZM246 55V54H245ZM244 55V56H245ZM61 56V55H60ZM80 56V57H81ZM88 56V57H89ZM106 56V55H105ZM110 56V55H109ZM108 56V57H109ZM143 56V55H142ZM153 56V55H152ZM161 56V55H160ZM160 56L158 55L156 58H154L155 60H157V59H159L160 58ZM168 56V55H167ZM184 56V55H183ZM243 56V55H242ZM80 57H78V58H80ZM83 57V58H84ZM93 57H95V56H93ZM178 59H179V55L178 56H176ZM190 57V56H189ZM246 57V56H245ZM50 58V57H49ZM53 58V57H52ZM76 58V57H75ZM78 58H76V59H78ZM166 58V57H165ZM171 57H169V59H170ZM199 58V57H198ZM201 58V57H200ZM240 58H241V56H240ZM258 58H259V60H258ZM51 59V58H50ZM82 59V58H81ZM98 59V58H97ZM108 59V58H107ZM110 59V58H109ZM144 59V58H143ZM153 59V60H154ZM167 59V58H166ZM189 59V58H188ZM197 59V58H196ZM201 59H205V58H201ZM83 60V59H82ZM96 60V59H95ZM100 60V59H99ZM113 60V59H112ZM154 60V61H155ZM175 60V59H174ZM177 60V59H176ZM191 59H189V60H187L186 59V61H190ZM73 61V60H72ZM78 61V60H77ZM87 61V60H86ZM129 61V60H128ZM142 61V60H141ZM153 61V62H154ZM173 61V60H172ZM186 61H184V62H186ZM195 61V60H194ZM206 61V60H205ZM264 61V60H263ZM262 61V62H263ZM1 62H2V64H1ZM5 62H12V63H14L15 65V67L16 68H13L12 66V68L13 69H10L11 67H7L6 68V65H3V63H5ZM80 62H82V61H80ZM80 62H78V64L80 63ZM115 63H116V61H114ZM131 62V61H130ZM183 62V63H184ZM200 62V63H199ZM199 62H196L195 64H193L192 62H191V64L189 63V64H186V66H184V64L182 63V65L184 66H182V68L183 69H181V72H182V70H185L184 72H186L185 74L186 75H192V74H190V73H192V71H194V70H201L202 68H201V62H203V61H199ZM261 62V63H262ZM68 63H69V61H68ZM76 63V62H75ZM89 63H90V61H89ZM114 63V64H115ZM132 63V62H131ZM203 63H205V62H203ZM202 63V64H203ZM128 64V63H127ZM71 65V64H70ZM80 65V64H79ZM79 65H78V68H79ZM87 65V64H86ZM138 65V64H137ZM181 65V64H180ZM205 65V64H204ZM208 65V64H207ZM211 65H213V64H211ZM218 65V64H217ZM216 65V69L218 70V72H216L217 74L219 73V75L218 76H220V72H222V73H225V72H227L226 71V69H225V72H223L222 70H224V68L223 69H221V68H219L218 66ZM244 65H249V68H246V66H245V69H244ZM67 66V65H66ZM69 66V65H68ZM88 66V65H87ZM263 66V65H262ZM62 67V66H61ZM75 67V66H74ZM176 67V68H175ZM203 67V66H202ZM58 68V67H57ZM65 68V67H64ZM210 68H212V67H210ZM219 68V69H218ZM230 68V67H229ZM63 69V68H62ZM73 69V68H72ZM77 69V68H76ZM136 70L137 71V74L139 75V74H141V73H153V75H154V73H157V74H155V77H154V79H153V83L152 84H150V85H146L140 78L141 77H137V78H135V80H132V82H130V84H129V81H130V79H129V81H128V85H126V84H124V78L126 77L125 75V73L127 72H129V70ZM213 69V68H212ZM53 70V69H52ZM228 70V72H229V69H227ZM27 71V75H25L26 77H24L23 75H24V73ZM75 71V70H74ZM177 71V70H176ZM179 71V70H178ZM256 71V72H255ZM259 71V70H258ZM263 71H264V69H263ZM65 72V71H64ZM70 72H72L71 70H70ZM78 72V71H77ZM86 72V73H87ZM181 72H180V74H181ZM195 72H197V71H195ZM194 72V73H195ZM202 72V71H201ZM243 72V73H244ZM79 73V72H78ZM85 73V72H84ZM83 73V74H84ZM86 73H85V75H86ZM89 73V74H90ZM130 73V72H129ZM198 73V72H197ZM221 73V74H222ZM26 74V73H25ZM50 74V75H49ZM60 74V73H59ZM65 74V73H64ZM90 74V75H91ZM211 74V73H210ZM264 74V73H263ZM48 75V76H47ZM73 75V74H72ZM85 75H83V76H85ZM133 75H135V74H133ZM132 75V76H133ZM152 75V74H151ZM174 75H175V73H174ZM179 75V74H178ZM186 75H185V77H186ZM216 75V74H215ZM243 75V74H242ZM245 75V74H244ZM257 75V74H256ZM255 75V76H256ZM28 76H30V77H28ZM43 76H44V78H43ZM46 76V77H45ZM69 76V75H68ZM71 76V75H70ZM87 76V75H86ZM85 76V77H86ZM92 76V75H91ZM250 76V75H249ZM258 76H261V75H258ZM64 77V76H63ZM73 77V80L77 77V75L76 76H72ZM75 77V78H74ZM79 77V76H78ZM134 77V76H133ZM153 77V76H152ZM184 77V81H185V78ZM189 77V76H188ZM215 77V76H214ZM244 77H246V75L244 76ZM264 77V76H263ZM44 79L43 80V82H46L45 84H44V87H41V88H38L37 86H38V84L40 83H38V81H40L41 79ZM69 78V77H68ZM102 78V77H101ZM128 78V77H127ZM126 78V79H127ZM151 78V77H150ZM77 79V78H76ZM75 79V80H76ZM85 79V78H84ZM83 79V80H84ZM93 79V78H92ZM91 79V80H92ZM106 79H107V77H106ZM122 79H124L123 81H121ZM190 79V78H189ZM195 79V78H194ZM193 79V80H194ZM210 79V78H209ZM213 79H215V78H213ZM65 80V79H64ZM78 80V79H77ZM79 80H81V79H79ZM78 80V81H79ZM90 80V79H89ZM99 80V79H98ZM179 80H181V77H180V79ZM178 80V81H179ZM211 80V79H210ZM220 80V79H219ZM218 80V81H219ZM222 80V79H221ZM247 80H250L249 78L247 79ZM256 80V79H255ZM259 80V79H258ZM42 81V80H41ZM189 81V80H188ZM217 81V80H216ZM238 81V80H237ZM240 81V80H239ZM241 81H243V80H241ZM253 81V80H252ZM261 81H262V79H261ZM260 81V82H261ZM13 82H15V83H13ZM69 82V81H68ZM75 82V81H74ZM81 82V81H80ZM84 82V81H83ZM86 82V81H85ZM149 82V81H148ZM177 82V81H176ZM181 82V81H180ZM186 82V81H185ZM185 82H181V83H185ZM197 82L199 83V81H194V83L193 84H191V86L189 87L188 85L186 86L187 87V90H188V92L189 91H192L193 89V87H194V85L195 86H197ZM201 82V81H200ZM205 82V81H204ZM212 82V81H211ZM215 82V81H214ZM221 82V81H220ZM244 82V81H243ZM247 82H249V81H247ZM13 83V84H12ZM38 83V84H37ZM67 83V82H66ZM71 83H73V82H71ZM77 83V82H76ZM87 83V82H86ZM85 83V84H86ZM112 83V84H111ZM150 83V82H149ZM175 83V82H174ZM213 83V82H212ZM219 83V82H218ZM245 83V82H244ZM41 84V83H40ZM39 84V86H41ZM65 84V83H64ZM93 84V83H92ZM180 84V83H179ZM200 84V83H199ZM198 84V85H199ZM205 84V83H204ZM203 84V85H204ZM209 84V83H208ZM258 84H259V82H258ZM257 83H256V85H254V88H256L255 90H254V88H253V90L254 91H252V92H250V89L249 90H246V91H248L249 93H244V94H246V98L248 97V94L250 95L251 93H253L254 95H257L256 97H258L259 99H261V100H264V82L263 83H261V84H259L258 85ZM84 85V84H83ZM102 85V84H101ZM175 86H176V84H174ZM182 85V84H181ZM180 85V86H181ZM185 85V84H184ZM200 85H202V83L200 84ZM206 85V84H205ZM221 85V84H220ZM237 85V84H236ZM23 86V87H24ZM43 86V85H42ZM62 86H64V85H62ZM20 87V86H19ZM100 87V86H99ZM183 87H185V86H183ZM185 87V88H186ZM202 87V86H201ZM200 87V88H201ZM215 87V86H214ZM218 87V86H217ZM238 87V86H237ZM11 88V89H10ZM15 88H17V87H15ZM59 88V87H58ZM71 88V87H70ZM80 88V87H79ZM95 88V87H94ZM182 88V87H181ZM207 88V87H206ZM210 88V87H209ZM225 88V87H224ZM243 88V87H242ZM6 89V90H5ZM9 89V90H8ZM56 89V88H55ZM169 89V90H170ZM226 89V88H225ZM246 89V88H245ZM8 90V91H7ZM57 90H59V89H57ZM101 90V89H100ZM168 90V91H169ZM181 90H183V89H181ZM187 90H185V91H187ZM198 90V89H197ZM223 90V89H222ZM233 90H234V87H233ZM243 90V89H242ZM252 90V89H251ZM60 91V90H59ZM96 91V90H95ZM163 91V92H162ZM224 91V90H223ZM227 91V90H226ZM114 92V91H113ZM116 92V91H115ZM165 92V93H164ZM228 92V91H227ZM227 92H226V94H227ZM95 93V92H94ZM112 93V92H111ZM192 93V92H191ZM216 93V92H215ZM219 93V92H218ZM240 93V92H239ZM239 93H238V95H239ZM6 94V93H5ZM102 94V93H101ZM106 94V93H105ZM189 94V93H188ZM220 94H222V93H220ZM225 94V93H224ZM233 94V93H232ZM243 94V93H242ZM252 94V95H253ZM4 95V94H3ZM2 95V96H3ZM95 95V94H94ZM108 95V94H107ZM113 95V94H112ZM159 95H162L161 97H159V98H156V97H158ZM170 95V96H169ZM184 95V94H183ZM190 95V94H189ZM193 95V94H192ZM228 95V94H227ZM236 95V94H235ZM253 95V96H254ZM6 96V95H5ZM39 96V97H38ZM173 96H176V97H173ZM187 96V95H186ZM224 96V95H223ZM232 96V98H233V96L234 95H231ZM245 96V95H244ZM243 96V97H244ZM253 96H251L250 97V99L253 97ZM1 97V96H0ZM4 97V96H3ZM3 97H1V99H3ZM39 98L40 99V104H39V102L38 103H35V102H32L33 100L35 101V99L36 98ZM132 97H135V99L134 100H132ZM183 97V96H182ZM194 97V96H193ZM196 97V96H195ZM242 97V95H240V98ZM93 98V99H94ZM98 98V97H97ZM114 98H115V96H114ZM121 98V97H120ZM180 98V99H179ZM215 98V97H214ZM225 98H227V97H225ZM237 98H239L238 96H237ZM239 98V99H240ZM245 98V99H246ZM249 98V97H248ZM255 98V97H254ZM257 98V99H258ZM38 99V100H39ZM104 99H105V97H104ZM129 99V100H128ZM193 99H195V98H193ZM223 99H224V97H223ZM243 99V98H242ZM37 100V101H38ZM125 100H128V101H125ZM185 100V99H184ZM233 100V99H232ZM234 100H235V98H234ZM253 100V99H252ZM260 100V101H261ZM1 101V100H0ZM193 101V100H192ZM205 101V100H204ZM231 101V100H230ZM239 101V100H238ZM255 101V100H254ZM182 102H184V103H182ZM198 102H200V101H198ZM202 104H203V102H201ZM264 103V102H263ZM262 103V104H263ZM87 104V103H86ZM92 104V103H91ZM200 104V103H199ZM227 104H229V103H227ZM235 104H237L236 103V101H235ZM242 104V103H241ZM262 104L261 105H259V107L261 108V106H262ZM13 105H12V107H13ZM195 105V104H194ZM216 105H218V104H216ZM220 105V104H219ZM234 105V104H233ZM246 105V104H245ZM244 105V106H245ZM8 106V107H7ZM202 106H204V104L202 105ZM221 106V105H220ZM224 106V105H223ZM230 106V105H229ZM55 108V110L51 113V109L52 108ZM232 107V106H231ZM230 107V108H231ZM11 108V107H10ZM17 108V107H16ZM20 108V107H19ZM53 108V109H54ZM160 108H162V109H164V111H166V112H170V114H167L166 115V113H165V115L166 116H164V118H162V119H164L163 120V122H158V120H155V122H154V124H156V126H153V125H151L150 124V126H152L153 127V130H151V132L149 131V132H147L148 130L147 129H150L151 127H148V126H146L145 125V123L146 122H144L145 120H151V119H153V118H155L156 116V114L155 113H157V112H159V110H160V112H161V109ZM197 108V107H196ZM15 109V108H14ZM22 109V108H21ZM19 110V109H18ZM228 110V109H227ZM231 110V109H230ZM9 111L10 110H8V112H7V114H9L10 115V113H9ZM12 111V110H11ZM200 111H201V109H200ZM204 112H205V110H203ZM220 111V110H219ZM21 112V111H20ZM203 112V113H204ZM217 112V111H216ZM256 112V111H255ZM259 112V110L257 111V115L259 116V117H261L262 118V120L264 119V107H263V110H262V112H261V114L260 113H258ZM13 113V112H12ZM19 113V112H18ZM163 113V112H162ZM196 113V112H195ZM198 113V112H197ZM232 113H235V111L234 112H232ZM22 114V113H21ZM161 114V113H160ZM164 114V113H163ZM223 114V113H222ZM228 114V113H227ZM226 114V115H227ZM14 115V114H13ZM24 115V114H23ZM22 115V116H23ZM203 115V114H202ZM201 115V116H202ZM239 115H240V113H239ZM6 117H7V115H5ZM5 116L3 117L4 119H5ZM16 116V115H15ZM116 116L118 117V116H120V118L121 119H125V121H126V123L124 124L123 122H125L124 120H122L123 122V124H120V125H118L119 123H115V119H117L116 118ZM158 116H159V113H158ZM157 116V117H158ZM190 116H189V118H190ZM208 116H210V115H208ZM218 116V115H217ZM9 117V116H8ZM12 117V116H11ZM24 117V116H23ZM160 118L162 117V116H159ZM194 117V116H193ZM195 117H196V115H195ZM197 117H199V114L197 115ZM196 117V118H197ZM243 117V116H242ZM256 117V116H255ZM258 117V118H259ZM10 118V117H9ZM14 118V117H13ZM27 118V119H28ZM119 118V117H118ZM208 118H211V116L210 117H208ZM1 119V118H0ZM3 119V120H4ZM156 119V118H155ZM198 119V124H196V122H195V124L194 125H200V120H201V118L199 117V118H197ZM7 120H8V118H7ZM11 120H13V119H11ZM18 120V119H17ZM30 120V119H29ZM161 120V119H160ZM203 120L204 119H202V121L201 122H203ZM223 120V119H222ZM148 121H147V124H148ZM191 121V120H190ZM189 121V122H190ZM218 121V120H217ZM257 121V120H256ZM264 121V120H263ZM4 122V121H3ZM14 122V121H13ZM16 122V121H15ZM45 122V123H44ZM150 122V121H149ZM186 122V121H185ZM212 122V121H211ZM210 122V123H211ZM223 122V121H222ZM221 122V123H222ZM226 122V121H225ZM230 122V121H229ZM252 122H254V121H252ZM262 122V121H261ZM25 123V122H24ZM203 123H205V122H203ZM209 123V124H210ZM232 123V122H231ZM263 123V122H262ZM1 124H2V122H1ZM176 124V125H177ZM182 124V123H181ZM185 124V123H184ZM206 124V123H205ZM213 124H214V122H213ZM225 124V123H224ZM255 124V123H254ZM3 125V124H2ZM15 125V124H14ZM178 125H177V127H178ZM188 125V124H187ZM191 125V124H190ZM202 125V124H201ZM204 125V124H203ZM223 125V124H222ZM226 125V124H225ZM227 125H229V124H227ZM226 125V126H227ZM248 125V124H247ZM246 125V126H247ZM250 125H252V124H250ZM257 125V124H256ZM27 126V125H26ZM141 126V127H140ZM209 126V125H208ZM224 126V125H223ZM246 126H243V127H246ZM264 126V125H263ZM28 127V126H27ZM27 127H25V125H23V127H21L22 129H25V128H27ZM35 127V126H34ZM43 127V126H42ZM54 127H56V128H54ZM180 127V126H179ZM184 127V126H183ZM182 127V128H183ZM185 127H187L186 125H185ZM193 127V126H192ZM203 127V126H202ZM225 127V126H224ZM230 127V126H229ZM253 127V126H252ZM5 128V127H4ZM29 128V127H28ZM191 128V126L189 127V129ZM195 128H196V126H195ZM228 127H225L224 129H221V130H219L220 129V127L218 128V126L217 127H215V129H214V125H210V129L211 130H219L220 132H223V130H225V129H227ZM239 128V127H238ZM257 127L255 126L254 127V136H248V140H244V142H241L238 146V151L236 152V153H234V155H236V154H238V155H240L239 156V158L241 159V161H247V162H251V164L253 163V160L251 159V158H248L247 157V154H249L252 150H254L255 148L257 149V151H259L258 149H259V147L260 146H262L263 147V142H264V127H262V125H260V128L261 129H256ZM259 128V127H258ZM30 129V128H29ZM35 129V128H34ZM42 129V128H41ZM72 129H77L76 131H78L77 133H76V135L75 136H70L69 135V133L71 132V130ZM184 129H186V128H184ZM188 129V128H187ZM193 129H194V127H193ZM233 129V128H232ZM235 129V128H234ZM242 129H244V128H240V132H245V131H243ZM253 129V128H252ZM8 130V129H7ZM13 130H14V128H13ZM21 130V129H20ZM26 130V129H25ZM68 130H70V132L68 131ZM195 130V129H194ZM200 130V129H199ZM227 130H229V129H227ZM261 130V131H260ZM1 131V130H0ZM3 131V130H2ZM5 131V134H6V130H4ZM18 130H16V132H17ZM22 131V130H21ZM189 131H191V129L189 130ZM202 131V130H201ZM250 131V130H249ZM248 131V132H249ZM39 132V131H38ZM69 132V133H68ZM210 132V131H209ZM235 132V131H234ZM31 133V132H30ZM36 133V132H35ZM206 133V132H205ZM3 134V133H2ZM38 134V133H37ZM36 134V135H37ZM195 134V133H194ZM210 134V133H209ZM223 134H224V132H223ZM249 134V133H248ZM8 135V134H7ZM13 135H15V134H13ZM18 135V134H17ZM16 135V136H17ZM39 135V134H38ZM244 135V134H243ZM250 135H252V134H250ZM31 136V135H30ZM206 136V135H205ZM238 136V135H237ZM21 137V136H20ZM19 137V138H20ZM26 137V136H25ZM29 137V136H28ZM37 137V136H36ZM49 137V136H48ZM168 137L166 138V139H168ZM172 137H170L169 139L171 140V138ZM179 137L181 138V139H184L183 141H179L178 139H179ZM193 137H194V135H193ZM192 137V138H193ZM221 137V136H220ZM233 137V136H232ZM247 137V136H246ZM17 138V137H16ZM23 138V137H22ZM33 138H34V136H33ZM200 138V137H199ZM239 138V137H238ZM1 139V138H0ZM15 139V138H14ZM32 139V138H31ZM152 140V141H146V140ZM228 139V138H227ZM229 139H230V137H229ZM22 140V139H21ZM34 140V139H33ZM52 140V139H51ZM173 140V139H172ZM194 140V139H193ZM1 141V140H0ZM6 141V140H5ZM36 141H37V139H36ZM192 141V140H191ZM195 141V140H194ZM12 142V141H11ZM14 142V141H13ZM18 142V141H17ZM20 142V141H19ZM19 142H18V144H19ZM22 142H23V140H22ZM43 142V141H42ZM165 142V141H164ZM167 142L165 143V147L167 146V148H169L168 147V145H166L167 144ZM197 142V141H196ZM21 143V142H20ZM27 144H28V146H29V148L31 147V148H33L34 150L36 149V147L35 146H33V143L35 144V142H26ZM26 143H25V145H26ZM40 144H41V142H40ZM149 144V145H150ZM194 144V143H193ZM218 144V143H217ZM217 144H215L216 145V148H217ZM1 145V144H0ZM8 145V144H7ZM42 145V144H41ZM73 145H72V147H73ZM184 145V146H183ZM189 145V144H188ZM190 145H192L191 143H190ZM189 145V146H190ZM214 145V146H215ZM17 146V145H16ZM27 146V145H26ZM147 146V145H146ZM170 146V145H169ZM188 146V147H189ZM196 146V145H195ZM211 146H213V145H211ZM210 146V147H211ZM219 146V145H218ZM221 146V145H220ZM219 146V147H220ZM24 147V146H23ZM93 147V148H92ZM142 147V146H141ZM150 146H149V148H151ZM164 147V146H163ZM170 147H172V146H170ZM258 147V148H257ZM1 148V147H0ZM28 148V147H27ZM74 148V147H73ZM195 148H197V147H195ZM15 149V148H14ZM40 149V148H39ZM54 148H52L51 150H53ZM61 148H59V150H60ZM75 149V148H74ZM137 149H139L138 147H137ZM136 149V150H137ZM155 149H152V150H155ZM165 149V148H164ZM170 149V148H169ZM173 149V148H172ZM171 149V150H172ZM174 149V150H175ZM199 149V148H198ZM209 149V148H208ZM27 150V149H26ZM30 150V149H29ZM51 150H49V151H51ZM62 150V149H61ZM60 150V151H61ZM64 150H66V149H64ZM76 150V149H75ZM86 150V149H85ZM95 150V149H94ZM140 150V149H139ZM142 150H145V149H142ZM141 150V151H142ZM146 150H147V148H146ZM166 150V149H165ZM173 150V151H174ZM184 150H186V147H185V149ZM215 151L214 152H218V150L217 149H214ZM262 150H264V149H262ZM44 150H42V151H40V152H43ZM63 151V150H62ZM80 151V150H79ZM87 151V154H89L90 153V151H88V150H86ZM135 151V150H134ZM140 151V152H141ZM147 151H151V150H147ZM187 151V150H186ZM189 151V150H188ZM190 151H191V149H190ZM221 151V150H220ZM219 151V152H220ZM260 151H261V148H260ZM259 151V152H260ZM35 152V151H34ZM39 152V151H38ZM37 152V153H38ZM46 152V151H45ZM52 152V151H51ZM53 152H55L54 150H53ZM75 152V151H74ZM89 152V153H88ZM133 152V151H132ZM139 152V154H141ZM154 152V151H153ZM206 152H208V151H206ZM210 152V151H209ZM261 152H263V151H261ZM18 153V152H17ZM77 153V152H76ZM137 153V152H136ZM142 153H145V152H142ZM165 153V152H164ZM171 153V152H170ZM175 153H176V151H175ZM183 153V152H182ZM10 154V153H9ZM43 154V153H42ZM91 154V156H92V153H90ZM89 154V155H90ZM132 154H134V153H131V155ZM138 154V155H139ZM185 154V153H184ZM203 154V153H202ZM215 154V153H214ZM213 154V155H214ZM218 154V153H217ZM256 154H257V152H256ZM261 154V153H260ZM8 155V154H7ZM12 155V154H11ZM33 155H34V153H33ZM37 155V154H36ZM84 155V154H83ZM95 155V156H96ZM142 155V154H141ZM158 155V154H157ZM182 155V154H181ZM212 155V156H213ZM237 155V156H238ZM251 155V154H250ZM249 155V156H250ZM262 155H263V153H262ZM262 155H256L257 157H255V158H253V156H252V158L253 159H256V160H254V161H260V160H262V159H264L263 157H262ZM10 156V155H9ZM13 156V155H12ZM38 156V155H37ZM66 156V155H65ZM65 156H63V154L61 155V153L60 152H58V150L54 153V154H52V156L50 157V164L53 166V167H55V168H57V167H63L64 166V164H65V162H67L68 161V157H65ZM106 156H108V157H106ZM145 156V155H144ZM176 156V155H175ZM187 156V155H186ZM185 156V157H186ZM191 156H193V154L191 155ZM196 156V155H195ZM195 156H194V158H195ZM205 156V155H204ZM264 156V155H263ZM47 157H49V156H47ZM75 157V156H74ZM82 157V156H81ZM134 157V156H133ZM152 157V156H151ZM174 157V156H173ZM180 157H182V156H180ZM189 157V156H188ZM201 157V156H200ZM21 158H23V157H21ZM41 158V157H40ZM92 158V157H91ZM131 158H132V156H131ZM137 158V157H136ZM144 158V157H143ZM150 158V157H149ZM148 158V159H149ZM164 158V157H163ZM191 158V157H190ZM189 158V159H190ZM209 158V157H208ZM213 158V157H212ZM30 159V158H29ZM28 159V160H29ZM47 159V158H46ZM90 159V158H89ZM93 159V158H92ZM124 159V158H123ZM151 159V158H150ZM154 159V158H153ZM206 159V158H205ZM205 159H203L202 161L204 162V160ZM21 159L19 158V161H20ZM23 160H24V158H23ZM35 160V159H34ZM79 160V159H78ZM91 160V159H90ZM110 160H112V159H110ZM114 160V159H113ZM134 160V159H133ZM136 160V159H135ZM141 160V159H140ZM140 160H137V161H140ZM156 160V159H155ZM178 160H180V159H178ZM185 160V159H184ZM195 160V159H194ZM212 160V159H211ZM22 161V160H21ZM21 161L20 162H18V158L16 157L15 158V155L13 156V157H0V224H2L3 226H5V225H12L13 227L15 226H21L22 227V229L23 228H27L28 229V234H34V235H31V237H28V235L27 236H25L24 235V237L23 238H27V239H29V240H31V241H29V243L30 242H32V241H36V243L35 244H38V246H39V248H36L33 244H31L30 243V245H25V247H26V249L30 252L29 254H31V253H33L34 254V252H43L42 254H46V252L47 251H50L51 249H52V247L54 246V244H51L50 243V241H49V239H45L44 238V236H46L45 234L48 232H52V230L54 229V228H57L56 226H58V225H61V224H63L65 221H68V220H70V219H74L75 217H77L78 215H81L80 216V218H78L79 220H77V224L79 225V227H82V231H81V233L79 232L78 234H76V239H84V238H82V237H85V241H86V238L88 237V236H86V232L88 231V229H92V230H95V228H96V226H99L98 225V223H100L101 221V219H99V217L100 218H103V217H101V216H103L102 215V213L103 212H101V213H98V209H97V213L93 210V212H95V213H92V214H90V212L88 213L87 211L91 208L90 206L91 205H93L94 206V204L96 205V203H98L101 199H103V198H101V196L103 195H99V193H97L96 191H94L93 189H90V186L89 185H87V186H85V187H83V189L81 188L80 190H81V192L79 193V197H77L78 198V200H77V198H76V204L74 205L75 206V208L72 210H67V209H61V208H59V209H57V205L58 204H60V203H58L60 200L62 201V200H64V197H65V195H63L62 194V192L59 190V188L58 189H56V188H54V182H56V179H53V178H50V179H53V180H50V179H48V178H45V177H47L46 176V170H44L45 168H42V166L40 167V169L39 170H36V171H33V172H35V173H33L32 175H30L31 177L33 176V181L32 182H34V181H37V185L38 184H40V183H42L43 185H44V187L46 186V187H49L48 189V191H49V193L47 194V195H44L42 192L40 193V191H39V193H35L34 194V196H31V194H30V196H28V195H26V197H24L25 195L23 194V192H25V191H27V189L26 190H24V188L27 186V183H28V180L27 179H25V177H18L17 175H16V173H15V171L13 170V169H11V168H14V167H12L11 165H16L17 167L19 166V164H20V166H21ZM33 161V160H32ZM31 161V162H32ZM37 161V160H36ZM74 161V160H73ZM82 161V160H81ZM87 161V160H86ZM117 161V160H116ZM116 161H115V163H116ZM121 161V160H120ZM127 161V160H126ZM158 161V160H157ZM164 161V160H163ZM187 161V160H186ZM185 161V162H186ZM200 161V160H199ZM206 161V160H205ZM26 162H27V159H26ZM42 162V161H41ZM75 162V161H74ZM132 162V161H131ZM161 162V161H160ZM159 162V163H160ZM202 162V163H203ZM207 162H208V160H207ZM29 163V162H28ZM69 163V162H68ZM67 163V164H68ZM90 163V161L88 162V164ZM133 163V162H132ZM138 163V162H137ZM200 163V162H199ZM206 163V162H205ZM238 163V162H237ZM264 163V162H263ZM25 164V163H24ZM73 164V163H72ZM82 164V163H81ZM87 164V163H86ZM161 164V163H160ZM172 164V163H171ZM175 164V163H174ZM177 164V163H176ZM186 164V163H185ZM218 164V163H217ZM231 164H232V162H231ZM233 164H235V163H233ZM250 164V163H249ZM46 165V164H45ZM70 165V164H69ZM128 165V164H127ZM150 165V164H149ZM158 165V164H157ZM156 165V166H157ZM170 165V164H169ZM205 165V164H204ZM238 165V164H237ZM240 165V164H239ZM248 165V164H247ZM254 165H255V162H254ZM263 165V164H262ZM44 166V165H43ZM67 166V165H66ZM87 166H89V165H87ZM162 166V165H161ZM171 166V165H170ZM185 166V165H184ZM203 166V165H202ZM244 166H245V164H244ZM249 166H251V165H249ZM49 167L51 168V166L49 165ZM77 167H78V165H77ZM115 167V166H114ZM121 167V166H120ZM123 167V166H122ZM147 167V166H146ZM151 167V166H150ZM167 167V166H166ZM172 167V166H171ZM177 167V166H176ZM263 167H264V165H263ZM24 168V167H23ZM34 168V167H33ZM79 168V167H78ZM90 168V167H89ZM92 168V169H93ZM109 168V167H108ZM127 168V167H126ZM135 168V167H134ZM139 168V167H138ZM158 168V167H157ZM170 168V167H169ZM168 168V169H169ZM173 168V167H172ZM196 168V167H195ZM208 168V167H207ZM15 169H17V168H15ZM20 169H22V168H20ZM36 168H34V170H35ZM75 169V168H74ZM73 169V170H74ZM130 169H132V168H130ZM151 169H153V168H151ZM162 169V168H161ZM165 169V168H164ZM174 169V168H173ZM172 169V170H173ZM197 169V168H196ZM202 169V168H201ZM204 169V168H203ZM210 169V168H209ZM66 170V169H65ZM73 170H72V172H73ZM84 170V169H83ZM126 170V169H125ZM149 170V169H148ZM167 170V169H166ZM198 170H200L199 168H198ZM198 170H196V171H198ZM212 170V169H211ZM248 170H249V168H248ZM261 170V169H260ZM18 171V170H17ZM60 171H61V168H60ZM67 171V170H66ZM69 171V170H68ZM82 171V170H81ZM85 171H86V169H85ZM93 171V170H92ZM164 171V170H163ZM195 171V172H196ZM209 171V170H208ZM215 171V170H214ZM28 172V171H27ZM31 172V171H30ZM46 172V173H45ZM78 172V171H77ZM77 172H74V173H77ZM89 172H91V171H89ZM121 172H123V171H121ZM140 172V171H139ZM144 172V171H143ZM152 172H153V170H152ZM213 172V171H212ZM32 173V172H31ZM30 173V174H31ZM54 173V172H53ZM61 173H64V172H61ZM61 173H60V175H61ZM69 173V172H68ZM74 173H73V175H74ZM115 173H117V167H116V170H115ZM125 173H126V171H125ZM145 173V172H144ZM161 173V172H160ZM168 173V172H167ZM172 173V172H171ZM196 173H198V172H196ZM202 173H204V172H202ZM22 175H23V173H21ZM24 174H26V173H24ZM120 174V173H119ZM118 174V175H119ZM124 174V173H123ZM134 174V173H133ZM142 174V173H141ZM220 174V173H219ZM223 174V173H222ZM226 174V173H225ZM252 174V173H251ZM53 175V174H52ZM109 175V174H108ZM107 175V176H108ZM127 175H129L128 173H127ZM126 175V177H128ZM146 175V174H145ZM151 175V174H150ZM164 175V174H163ZM171 175V174H170ZM188 175V174H187ZM202 175V174H201ZM205 175V174H204ZM207 175V174H206ZM205 175V176H206ZM238 175V174H237ZM29 176V177H30ZM55 176V175H54ZM66 176V175H65ZM97 176V175H96ZM103 176V175H102ZM111 176V175H110ZM148 176V175H147ZM193 176V175H192ZM196 176V175H195ZM220 176V175H219ZM218 176V177H219ZM223 177H224V175H222ZM226 176V175H225ZM227 176H228V174H227ZM250 176V175H249ZM248 176V174H247V177H249ZM259 176H261V174L259 175ZM262 176H264V175H262ZM28 177V178H29ZM30 177V178H31ZM52 177V176H51ZM57 177V176H56ZM55 177V178H56ZM61 178H62V175L60 176ZM70 177V176H69ZM73 177V176H72ZM75 177V176H74ZM100 177V176H99ZM153 177H155V176H153ZM163 177V176H162ZM169 177V176H168ZM185 177V176H184ZM197 177V176H196ZM221 177V176H220ZM222 177V180L223 179H225V178H223ZM253 177V176H252ZM256 177V176H255ZM254 177V178H255ZM29 178V179H30ZM78 178V177H77ZM125 178V177H124ZM134 178V177H133ZM179 178V177H178ZM188 178H190V177H188ZM194 178V177H193ZM198 178V177H197ZM211 178V177H210ZM242 178V177H241ZM244 178V177H243ZM251 178V177H250ZM253 178V179H254ZM258 178H262V177H258ZM258 178H256V179H258ZM264 178V177H263ZM263 178L262 179H260V180H263ZM59 179V178H58ZM57 179V180H58ZM163 179V178H162ZM173 179H174V177H173ZM226 179H227V177H226ZM249 179V178H248ZM70 180H72V179H70ZM127 180H129V177L127 178ZM176 180H177V178H176ZM187 181H188V179H186ZM195 180H197V179H195ZM195 180H193V181H195ZM200 180V179H199ZM204 180V179H203ZM208 180H209V178H208ZM211 180V179H210ZM219 180H221V178L219 179ZM230 180V179H229ZM252 180V179H251ZM80 181H81V179H80ZM99 181V180H98ZM131 181V180H130ZM155 181H157V180H155ZM179 182H180V180H178ZM198 181V180H197ZM215 181V180H214ZM239 181V180H238ZM243 181V180H242ZM247 181V180H246ZM254 181V180H253ZM87 182V181H86ZM126 182V181H125ZM124 182V183H125ZM132 182V181H131ZM208 182V181H207ZM221 182V181H220ZM223 182V181H222ZM221 182V183H222ZM226 182H228V180L226 181ZM247 182H250V181H247ZM256 182H257V180H256ZM264 182V181H263ZM195 183H197V182H194L193 184H192V182L190 183V185L189 184H187V182H186V184H187V186H181L182 187V192L181 193H186L187 191H191V193L190 194H188V195H190L191 197L190 198H192L193 197V199H194V197H195V193H196V195L198 194V196H197V198H201V200H202V198H205V201H206V203H207V198H210V197H212V196H214V192H213V194H211L212 192H207V191H200V189L201 188H199V186L200 187H202L201 185H197V184H200L199 182L197 183V184H195ZM205 183H206V180H205ZM219 183V182H218ZM233 183L234 182H232V185H233ZM236 183V182H235ZM252 183V182H251ZM259 183H261V182H259ZM28 184H30V183H28ZM31 184H34V183H31ZM84 184V183H83ZM134 184V183H133ZM152 184V183H151ZM180 184V183H179ZM186 184H184V185H186ZM191 184H192V186H191ZM208 184V183H207ZM239 184V183H238ZM262 184V183H261ZM85 185V184H84ZM126 185V184H125ZM128 185H130V184H128ZM137 185H139L138 183H137ZM177 185H178V183H177ZM176 185V186H177ZM181 185H182V183H181ZM203 185V184H202ZM206 185V184H205ZM211 185V184H210ZM216 185V184H215ZM228 185V184H227ZM241 185V184H240ZM252 185H253V183H252ZM255 185V184H254ZM258 185V184H257ZM262 185H264V183L262 184ZM60 186V185H59ZM131 186V185H130ZM134 186V185H133ZM133 186H131V187H133ZM152 186H155V185H152ZM204 186V185H203ZM237 186V185H236ZM39 187V186H38ZM71 187V186H70ZM79 187V186H78ZM94 187V186H93ZM135 187V186H134ZM216 187V186H215ZM222 187V186H221ZM245 187V186H244ZM246 187H247V185H246ZM246 187H245V189H246ZM258 187V186H257ZM259 187H260V185H259ZM27 188V187H26ZM33 188V187H32ZM31 188V189H32ZM72 188V187H71ZM70 188V189H71ZM76 188V187H75ZM74 188V189H75ZM178 188V187H177ZM211 188H214V187H211ZM223 188V187H222ZM242 188V187H241ZM250 188H252L253 189V186L252 187H250ZM38 189V188H37ZM40 189H42V186L40 187ZM45 189V188H44ZM47 189V188H46ZM45 189V190H46ZM95 189V188H94ZM176 189V188H175ZM174 188L173 189H170V190H167V191H163L164 192V194H161V195H164L165 196V198L167 199V197L169 198V197H173L174 195H178V194H180L179 192V189L177 190H175ZM203 189H204V187H203ZM202 189V190H203ZM215 189V188H214ZM217 189V188H216ZM215 189V190H216ZM249 189V188H248ZM254 189H256L255 187H254ZM254 189H253V191H254ZM258 189V188H257ZM263 189V188H262ZM33 190V189H32ZM96 190V189H95ZM163 190V189H162ZM208 190V189H207ZM211 190V191H212ZM218 190V189H217ZM232 190V189H231ZM236 190V189H235ZM234 190V191H235ZM243 190V189H242ZM23 191V192H22ZM76 191H78V190H76ZM179 191V192H178ZM220 191V190H219ZM218 191V192H219ZM245 191V190H244ZM247 191V190H246ZM250 191V190H249ZM252 191V190H251ZM100 192V191H99ZM110 192V194H112L111 193V191H109ZM109 192H108V194H109ZM256 192H257V190H256ZM259 192V191H258ZM23 194L22 195V197L20 196V197H18L20 194ZM71 193H72V191H71ZM78 193V192H77ZM115 193H116V191H115ZM125 193V192H124ZM129 193H131V192H129ZM192 193H194V194H192ZM236 193V192H235ZM247 193V192H246ZM250 193V192H249ZM260 193H262L261 191H260ZM39 194V195H38ZM126 194H127V192H126ZM132 194H136V193H132ZM219 194V193H218ZM238 194H239V192H238ZM241 194H243L242 193V191H241ZM252 194H253V192H252ZM252 194H248V195H252ZM256 193H255V191H254V195H255ZM76 195V194H75ZM76 195V196H77ZM130 195V194H129ZM152 195V194H151ZM183 195H187V194H183ZM182 195V196H183ZM217 195V194H216ZM233 195V194H232ZM235 195V194H234ZM246 195V194H245ZM248 195H247V197H248ZM257 195H262L263 196V194H257ZM69 196V195H68ZM75 196V197H76ZM135 196V195H134ZM150 196V195H149ZM148 196V197H149ZM157 196V195H156ZM179 196V195H178ZM219 196V195H218ZM217 196V197H218ZM220 196H221V193H220ZM228 196V195H227ZM241 196V195H240ZM46 197H49V198H52L51 200H52V203H47V205H45V207H44V209H42V210H40V211H38V213H37V215L36 216H34L33 218L28 214V211L26 210V208H21V209H17V210H14V211H11L10 209H12V207H14L15 205H17L19 202H21V204L23 203V204H29L30 206L31 205H36V203H40V202H43L44 200H46L47 198ZM75 197H73V198H75ZM128 197V196H127ZM131 197V196H130ZM138 197V196H137ZM154 197V196H153ZM153 197H152V199H153ZM163 197V196H162ZM189 197V196H188ZM215 197V196H214ZM246 197V196H245ZM254 197V196H253ZM253 197H252V199H253ZM67 198V197H66ZM132 198V197H131ZM164 198V200H166ZM189 198V200H191ZM196 198V197H195ZM196 198V199H197ZM222 198V197H221ZM220 198V199H221ZM240 198V197H239ZM238 198V199H239ZM243 198V197H242ZM121 199V198H120ZM135 199V198H134ZM146 199H147V197H146ZM151 197H150V200H148V202H150L151 200ZM158 199V198H157ZM181 200H182V198H180ZM224 199V198H223ZM244 199V198H243ZM257 199V198H256ZM66 200V199H65ZM159 200V199H158ZM164 200H161V201H164ZM172 200V199H171ZM176 200V199H175ZM185 200V199H184ZM187 200V199H186ZM198 200V199H197ZM215 200V199H214ZM240 200H242V199H240ZM250 200V199H249ZM255 200V199H254ZM262 201H264L263 200V198L261 199ZM104 201V200H103ZM141 201V200H140ZM153 201V200H152ZM155 201H157V200H155ZM154 201V202H155ZM161 201H160V203H161ZM168 201V200H167ZM192 201V200H191ZM218 201V200H217ZM223 201V200H222ZM231 201V200H230ZM251 201V200H250ZM50 202V201H49ZM118 202V201H117ZM125 202V204L127 203V199H126V201H124ZM142 202V201H141ZM171 202V201H170ZM173 202V201H172ZM181 202V201H180ZM193 202V201H192ZM194 202H196L195 200H194ZM212 202V201H211ZM235 202V201H234ZM237 202V201H236ZM235 202V203H236ZM256 202V201H255ZM260 202V201H259ZM75 203V202H74ZM137 203V202H136ZM145 203H146V201H145ZM158 203V202H157ZM187 203V202H186ZM199 203H200V201H199ZM221 203V202H220ZM233 203V202H232ZM247 203H249V202H247ZM70 204V203H69ZM122 204H123V202H122ZM143 204V203H142ZM195 204V203H194ZM197 204V203H196ZM201 204H203V202H201ZM212 204V203H211ZM234 204V203H233ZM241 204H242V202H241ZM251 204V203H250ZM259 204V203H258ZM264 204V203H263ZM119 205V204H118ZM124 205V204H123ZM127 205V204H126ZM162 205V204H161ZM164 205V204H163ZM162 205V206H163ZM199 205V204H198ZM206 205V204H205ZM205 205H204V207H205ZM219 205V204H218ZM232 205V204H231ZM243 205V204H242ZM245 205V204H244ZM255 205V204H254ZM257 205V204H256ZM39 206V205H38ZM43 206V205H42ZM41 206V207H42ZM60 206V205H59ZM73 206V207H74ZM97 206V205H96ZM130 206H131V204H130ZM134 206H136V204L134 205ZM141 206V205H140ZM144 204L142 205V207L141 208H143V210H144ZM147 206V205H146ZM150 206V205H149ZM159 206V205H158ZM167 206V205H166ZM169 206V205H168ZM195 206V205H194ZM211 206V205H210ZM209 206V207H210ZM217 206V205H216ZM230 206V204H228V203H226V201L224 200V202H222L221 203V207H229ZM16 207H18V206H16ZM32 207V206H31ZM63 207V206H62ZM65 207V206H64ZM73 207H71V208H73ZM120 207V206H119ZM121 207H122V205H121ZM126 207V206H125ZM132 207V206H131ZM197 207H199V206H197ZM202 208V205H200V213H199V209L198 208H195L196 209V211H197V209H198V212L197 213H199V214H201L202 216H203V218H205V216L204 215H209L210 216V218L209 217H207V218H209V219H203L202 217H200V218H202V219H200V218H198L197 216H194L192 219H189V220H191V222L189 221V220H187V222H190V224L188 223H186V225H184V228L183 229H185V227L187 226V227H189L190 228V230L191 231H193V232H191V233H194L193 235V238H192V240L190 239V241H187V240H185V242L184 241H179L178 242V244H175L174 246H164V247H162V245L160 246H157L156 248H158V252H159V249H160V253L161 254H166V253H169V252H174V254L175 255H177V258L179 259V260H182V262H183V260H188V258H189V256L190 257H193L192 255L194 254L195 255V259H196V261H194L193 263L194 264H216V262L217 261H220V260H223L222 258L225 256V255H227V260H228V262L226 261V264H240L239 262L240 261H242V262H244V263H242V264H264V213H262V211L261 210H259V211H261L260 213H258V214H253L252 213V215L251 216H248L247 217V213L245 214L244 213V215H246V219L248 220V221H250V224H252V227L250 228L248 225H246V226H248V228L247 229H242L241 228V226H240V224L242 225L244 222H245V218L243 219L244 221H239V219L238 220H231V221H229V219H228V221L229 222H226V228L224 229V227L225 226H223V229H224V231H222V233H219V232H217V233H211V231L213 230H210L209 231V234L207 233V235H206V232L208 231L207 230V227H209V225H212V224H216V222L219 220V219H222L221 218V215L219 214V210H217V209H211V208H209V207H206V208ZM232 207V206H231ZM231 207H229V208H231ZM239 207V206H238ZM260 207V206H259ZM262 207H264V206H262ZM29 208V207H28ZM69 208V207H68ZM95 208V207H94ZM96 208H98V207H96ZM101 208V207H100ZM129 208V207H128ZM163 208V207H162ZM215 208V207H214ZM228 208V209H229ZM249 208V207H248ZM4 209V211L7 213V214H1V212H2V210ZM16 209V208H15ZM88 209V210H87ZM113 209V208H112ZM114 209H116V208H114ZM124 209V208H123ZM132 209V208H131ZM130 209V210H131ZM219 209V208H218ZM237 209V208H236ZM10 210V211H9ZM91 210V209H90ZM100 210H102V209H100ZM125 210V209H124ZM146 210V209H145ZM144 210V211H145ZM152 210V209H151ZM233 210H235V204H234V209ZM249 210V209H248ZM263 210H264V208H263ZM3 211V212H4ZM109 211H110V209H109ZM128 211V210H127ZM134 211H136V210H134ZM138 211H140V210H138ZM138 211H136V212H138ZM141 211H142V209H141ZM241 211V210H240ZM243 211H244V208H243ZM105 212V211H104ZM114 212H116V211H114ZM150 212V211H149ZM148 212V213H149ZM153 212H155V211H153ZM160 212V211H159ZM180 212V211H179ZM182 212V211H181ZM187 212V211H186ZM204 212V213H203ZM223 212V211H222ZM229 212V211H228ZM242 212V211H241ZM247 212V211H246ZM252 212V211H251ZM78 213H81V214H78ZM140 213V212H139ZM142 213V212H141ZM147 213V211H145V213L144 214H146ZM183 213H185V212H183ZM191 213H193V212H191ZM224 213H226V212H224ZM117 214H118V212H117ZM132 214H134V213H132ZM138 214V213H137ZM186 214V213H185ZM188 214V213H187ZM147 216L149 215V214H146ZM152 215V214H151ZM150 215V216H151ZM158 215V214H157ZM157 215H156V213H155V216L157 217ZM180 215H181V213H180ZM191 215V214H190ZM222 215H223V213H222ZM110 216H111V214H110ZM109 216V217H110ZM116 216V215H115ZM114 216V217H115ZM139 216H141L140 214H139ZM149 216V217H150ZM153 216V215H152ZM177 216V215H176ZM187 216V215H186ZM108 217V216H107ZM132 217V216H131ZM135 217H136V214H135ZM138 217V216H137ZM177 217H180L179 215L177 216ZM250 217V218H249ZM104 218L106 219V216L104 215ZM102 219V221H104L105 219ZM113 218V217H112ZM123 218V217H122ZM140 218V217H139ZM144 218H146V216H144ZM148 218V217H147ZM153 218V217H152ZM225 218V217H224ZM110 219V218H109ZM108 219V220H109ZM114 219V218H113ZM125 219H126V217H125ZM124 219V220H125ZM131 219V218H130ZM130 219H129V221L128 222H130ZM137 219V218H136ZM76 220V219H75ZM74 220V221H75ZM107 220V221H108ZM135 220V219H134ZM133 220V221H134ZM147 220H151L150 218L149 219H147ZM98 221H100V222H98ZM106 221V220H105ZM106 221V223L108 224V222ZM117 221V220H116ZM137 221V220H136ZM153 221V220H152ZM155 221H156V218H155ZM157 221H158V219H157ZM182 221V220H181ZM180 221V222H181ZM226 221H227V219H226ZM247 221V222H248ZM98 222V223H97ZM111 222H113V221H111ZM121 222V221H120ZM128 222H124V225H122V227H121V225H119L117 222H116V224H118L119 225V228L117 227V225H116V227L119 229V230H121V228L122 229H124V228H126V227H128L130 224L128 223ZM135 222V221H134ZM183 222V221H182ZM219 222H220V220H219ZM247 222H245L244 223V225L247 223ZM71 223V222H70ZM97 223V224H96ZM102 223V222H101ZM104 223V222H103ZM102 223V224H103ZM131 223V222H130ZM179 223V222H178ZM77 224H75V225H77ZM113 224V223H112ZM111 224V225H112ZM132 224V223H131ZM136 224V223H135ZM249 224V225H250ZM104 225V224H103ZM106 225V224H105ZM113 225H115V224H113ZM134 225V224H133ZM132 225V226H133ZM180 225H182L181 223H179V224H173V225H171L170 227H169V229L167 228V230L165 229V232H167V234H166V236L167 235H169V234H171L172 233V235H173V232L175 231L176 232V230L178 231L179 230V232H180ZM71 226V225H70ZM101 226V225H100ZM164 226V225H163ZM183 226V225H182ZM11 227V226H10ZM61 227V226H60ZM108 227H109V224H108ZM107 227V228H108ZM124 227V228H123ZM166 227V226H165ZM78 228V227H77ZM106 228V227H105ZM111 228V227H110ZM106 229V230H104L103 228H102V230H103V232L102 233H104L105 232V234H107L108 233V236H110V237H112V234L114 233V231H116V229L114 230L113 228H111V229ZM129 229L127 230H123V232H125V231H127V234L129 235V236H125V235H127V234H125V235H123V236H125V238H128V239H130L131 241H133V243H135L134 241H137V240H139V239H141L142 237H147L145 234H143L142 235V233L140 234V233H135V231L133 232V229H131V226H129L128 227ZM164 228V227H163ZM188 228V229H189ZM210 228V227H209ZM3 229V228H2ZM20 229V228H19ZM138 229H139V227H138ZM187 229V228H186ZM26 230V229H25ZM190 230H188V231H190ZM67 231V230H66ZM71 231H72V229H71ZM78 231V230H77ZM80 231V230H79ZM101 231V230H100ZM118 231V230H117ZM138 231V230H137ZM139 231H141V230H139ZM146 231V230H145ZM218 231V230H217ZM10 232V231H9ZM54 232H55V230H54ZM74 232V231H73ZM76 232V231H75ZM119 232V231H118ZM157 232V231H156ZM126 233V232H125ZM155 233V232H154ZM160 233V232H159ZM9 234V233H8ZM12 234V233H11ZM23 234V233H22ZM25 234V233H24ZM50 234V233H49ZM66 234V233H65ZM65 234H64V236H65ZM74 234V233H73ZM111 234V235H110ZM121 236H122V234H121V231H120V233H119ZM153 234V233H152ZM156 234V233H155ZM154 234V235H155ZM175 234H177V232L175 233ZM188 234H190V232L188 233ZM14 235V234H13ZM51 235H52V233H51ZM93 235H94V233H93ZM96 235V234H95ZM94 235V236H95ZM99 235V234H98ZM157 235V234H156ZM187 235V234H186ZM192 235V234H191ZM49 236V235H48ZM48 236H47V238H48ZM63 236V237H64ZM97 236V235H96ZM119 236V235H118ZM174 236V235H173ZM179 236V235H178ZM183 236V235H182ZM10 237V236H9ZM8 237V238H9ZM52 237V236H51ZM58 237V236H57ZM67 237H68V235H67ZM104 237V236H103ZM116 237V236H115ZM153 236L150 234L149 235V239L150 238H152ZM158 237V236H157ZM156 236L154 237L155 239L157 238ZM180 237V236H179ZM43 238L45 239V242L43 241ZM94 238V237H93ZM98 238V240H96L95 241V243H93V247H90L91 248V252H90V250H89V252H90V256L89 257H91V254H93V255H95V258L98 260L99 258L100 259H103V260H105V258H107L109 255L108 254H106L107 252H106V250H105V253L103 252L104 251V248H101L103 251H102V253H100V252H98L97 250H100L99 249V247L101 246V247H103V246H106V247H108L107 249V251L108 252H110L111 254H113V252H114V250L116 251L117 249H118V247H116L115 248V243H116V238L115 239H113L114 241H115V243L113 244L112 243V240H111V242L110 243H108V241H106V240H104V239H102V235H100V236H98L97 237ZM124 238V239H125ZM148 238V237H147ZM161 238V237H160ZM163 238V237H162ZM183 238V237H182ZM188 238V237H187ZM3 239V238H2ZM19 239V238H18ZM26 239V240H27ZM60 239H61V236H60ZM88 239V238H87ZM106 239H108V238H106ZM119 238H117V240H118ZM127 239V240H128ZM166 239V238H165ZM164 239V240H165ZM174 239V238H173ZM21 240V239H20ZM47 240V241H46ZM54 240V239H53ZM66 240V239H65ZM109 240V239H108ZM120 240V239H119ZM143 240H145L144 238H143ZM170 240V239H169ZM176 240V239H175ZM181 240V239H180ZM183 240V239H182ZM3 241V240H2ZM23 241V240H22ZM72 241V240H71ZM148 241V240H147ZM172 241V240H171ZM170 241V242H171ZM24 242V241H23ZM26 242V241H25ZM57 242V241H56ZM119 242V241H118ZM121 242V241H120ZM169 242V241H168ZM167 242V243H168ZM11 244L13 243V242H10ZM33 243V242H32ZM59 243V242H58ZM71 243V242H70ZM77 243V242H76ZM85 243V242H84ZM92 243V242H91ZM98 243H99V245H98ZM125 243V242H124ZM130 243V242H129ZM2 244H3V242H2ZM17 244V243H16ZM21 244V243H20ZM161 244V243H160ZM165 244V243H164ZM1 245V244H0ZM6 245V243L5 244H3V246H5ZM17 245H19V244H17ZM53 245V246H52ZM82 245V244H81ZM89 244H87V246H88ZM118 245H120V244H118ZM117 245V246H118ZM129 245L130 244H128V247H129ZM131 245H132V243H131ZM130 245V248L128 249V248H126L125 247V250L126 249H128V251L129 252H132L133 251V254H134V250H135V248L134 247H132ZM149 245V244H148ZM24 246V245H23ZM22 246V247H23ZM65 246V245H64ZM80 246V245H79ZM122 246V245H121ZM127 246V245H126ZM133 246H135V244H133ZM143 246V245H142ZM249 247V246H256V248L255 249H252V250H250V251H248L249 249L247 248L246 249V247ZM124 247V246H123ZM138 247H139V245H138ZM172 247V248H171ZM207 247H211L210 248V250H209V252L208 251H206V249H207ZM214 247V248H213ZM2 248V247H1ZM6 248V247H5ZM4 248V250L3 251H0V263H2L3 261H5L6 259H7V254H9L8 253V251L6 250ZM19 248V247H18ZM61 248V247H60ZM88 248V247H87ZM120 248V247H119ZM141 248V247H140ZM144 248V247H143ZM150 248H152L151 246H150ZM20 249H22V248H20ZM63 249V248H62ZM66 249H68V248H66ZM153 249V248H152ZM209 249V248H208ZM207 249V250H208ZM211 249H214V250H211ZM15 250V249H14ZM69 250V249H68ZM87 250V249H86ZM85 250V251H86ZM120 250H121V248H120ZM137 250V249H136ZM143 250V249H142ZM195 250V251H194ZM223 250H226V251H223ZM12 251V250H11ZM27 251V252H28ZM52 251V250H51ZM50 251V252H51ZM118 251V250H117ZM127 251V252H128ZM151 251V250H150ZM10 252V251H9ZM14 252V251H13ZM49 252V253H50ZM60 252V251H59ZM65 252H69V251H65ZM81 252V251H80ZM88 252V253H89ZM11 253V252H10ZM24 253V252H23ZM87 253V252H86ZM86 253H83V255H82V258L84 259V255H86ZM88 253H87V256L86 257H88ZM95 253H97V254H95ZM98 253H99V255H98ZM109 253V254H110ZM138 253V252H137ZM150 253V252H149ZM153 253V252H152ZM151 253V254H152ZM16 254V253H15ZM21 254V253H20ZM19 254V255H20ZM28 254V253H27ZM41 254V253H40ZM40 254H38V255H40ZM48 254V253H47ZM70 254V253H69ZM68 254V255H69ZM111 254H110V256H111ZM123 254H124V250H123ZM132 254V255H133ZM155 254V253H154ZM173 254V255H174ZM14 255V253L12 254V256ZM25 255V254H24ZM63 255V254H62ZM114 255H116L115 253H114ZM156 255V254H155ZM154 255V256H155ZM16 256V255H15ZM41 256V255H40ZM47 256H49V255H47ZM54 256V255H53ZM52 256V257H53ZM66 256V255H65ZM71 256V255H70ZM119 256V255H118ZM121 256V255H120ZM125 256H127V255H124L123 257H125ZM131 256V255H130ZM164 256V255H163ZM168 256V255H167ZM19 257H21V258H24V256L21 254ZM36 257H37V255H36ZM44 257V256H43ZM69 257V256H68ZM77 257V256H76ZM78 257H79V255H78ZM175 257V256H174ZM174 257H172V258H174ZM55 258V257H54ZM71 258V257H70ZM75 258V257H74ZM81 258V259H82ZM108 258H110V257H108ZM107 258V259H108ZM117 258V257H116ZM118 258H121V257H118ZM132 258L133 257H131V260H132ZM156 258V257H155ZM167 258V257H166ZM165 258V259H166ZM197 258H199V259H197ZM225 258V257H224ZM18 259V258H17ZM50 259H51V257H50ZM65 259V258H64ZM80 259V258H79ZM94 259V258H93ZM95 259V260H96ZM100 259L98 260L99 262H100ZM124 259V258H123ZM127 259V260H126ZM129 259H130V257H129ZM128 259V257L127 258H125V260L126 261H128L129 260ZM154 259V258H153ZM152 259V260H153ZM162 259V258H161ZM169 259V258H168ZM52 260H54V259H52ZM52 260H51V262H52ZM57 260V259H56ZM66 260V259H65ZM90 260H92V259H90ZM109 260H111V259H108V262H110ZM125 260H120V261H125ZM137 260V259H136ZM245 260V261H244ZM2 261V262H1ZM22 261V260H21ZM38 261V260H37ZM40 261V260H39ZM38 261V262H39ZM82 261V260H81ZM80 261V262H81ZM85 261V260H84ZM119 261V262H120ZM142 261H144V260H142L141 259V262ZM158 261V260H157ZM156 261V262H157ZM168 261V260H167ZM11 262V261H10ZM26 262V261H25ZM44 262L45 261H43V259H42V263L44 264ZM65 262V261H64ZM70 262V261H69ZM76 262V261H75ZM85 262H87V261H85ZM90 262V261H89ZM119 262H115L116 264H118ZM135 262H137V261H135ZM134 261L133 262H130V264L131 263H135ZM175 262V261H174ZM178 262V261H177ZM221 262V261H220ZM4 263V262H3ZM13 263V262H12ZM56 262L54 261V263L53 264H55ZM79 263V262H78ZM104 264H106L105 262H103ZM113 263H114V261H113ZM114 263V264H115ZM121 263H123V262H121ZM143 263V262H142ZM141 263V264H142ZM155 263V262H154ZM166 263V262H165ZM186 263V262H185ZM190 263H191V261H190ZM192 263V264H193ZM222 263H223V261H222ZM47 264H48V261H47ZM63 264V263H62ZM91 264V263H90ZM92 264H93V261H92ZM97 264V263H96ZM110 264H112V262H110ZM126 264H128L127 262H126ZM138 264H140V263H138ZM147 264V263H146ZM160 264V263H159ZM163 264V263H162ZM180 264V263H179ZM189 264V263H188ZM219 264V263H218Z\"/></svg>",
  "mask_w": 264,
  "mask_h": 264
}]
</instances>
